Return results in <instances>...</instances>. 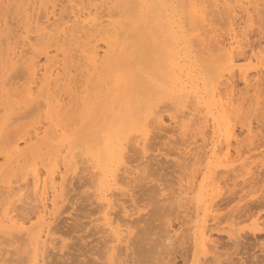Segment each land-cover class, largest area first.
<instances>
[{"label": "rangeland", "instance_id": "374dc122", "mask_svg": "<svg viewBox=\"0 0 264 264\" xmlns=\"http://www.w3.org/2000/svg\"><path fill=\"white\" fill-rule=\"evenodd\" d=\"M0 1H3V4H1L2 2H0V18H4V20H2L1 19V22H0V27H1V29H0V33H1V30H2V33L5 31V32H8V34H9V32H10V36H11V40H13V42L14 43H12L11 42V40H8L9 38H10V36H9V38L6 36V37H4L7 33H3V34H0L1 36H3V39L5 38V40H4V43H6L7 41H8V43H6L7 45H1V47H3L4 46V51H6V53H4V51L3 50H0V53H1V55H3L2 54V52L4 53V55H5V57H4V55H3V57L4 58H2V57H0V94H1V91H3L2 93V95H0V103H1V100H2V104H0V107L2 108V107H4L5 106V108H0V131H1V129H2V127H4L5 129L4 130H2V135H4L3 137H7L6 139H7V145H6V147L5 148H3V144H5L6 142H4L3 143V141L1 140V145H0V172L2 173H0V179H1V177H2V179H1V181H0V185H1V189H0V208L2 209H0V211H3V212H0V217H2V215H4L6 212H8V210H7V208L8 209H10V207H11V210H10V214H14V215H16V216H18V217H21L22 218V216H23V218L26 220V219H28V220H26V225H25V227L27 226V228L29 227V229H30V227L31 226H33V225H35V228L34 229H32L33 230V236H35V235H37V232L39 233V231H38V229H41V228H39L40 226L42 227V224H40V225H37V227H36V223L37 222H39V220H37L38 219V216H39V210L40 209H42V207H41V205H42V199H41V195L39 194V192L38 191H36V192H38V193H36L35 192V190H34V187H32L33 185H35L34 183H33V181H31V180H34V179H31L32 177V170L31 169H35V170H37V171H39V170H41V171H39V173H40V178H46L47 179V177L50 175L49 173H52V170H54L56 167L58 168V170L56 169V170H54V171H56V172H54V173H52L51 175H53L54 174V180L55 181H52V182H54V183H56V185H59V184H61V183H59L58 184V181H60V179H58L59 178V175L58 174H60V176H65L66 178H67V175H68V178L70 179H68L69 180V183L66 181L67 179L64 177V178H62V179H66L65 181L64 180H62L61 182H64V185H65V187L66 188H64V186H63V188L62 189H67L66 190V192H67V196H64L63 198V203H61V201H60V203H58L57 202V200L59 201V200H62V197L60 196H58V194H60L62 191H65V190H62L61 192L60 191H58L59 193H56V196H55V198H56V200H55V202L57 203V205L59 206V207H61V208H59L58 209V206H57V211H59L60 210V212H55V208L52 206V208H51V210H53L57 215H58V213H59V215L57 216L56 214V216H54V221L55 222H52V223H55L56 225H54V224H52V225H54V228H55V230H54V228L52 229L51 228V230H50V239H52V240H54V242L53 243H55L56 245H59V246H56V249H55V246L52 248V242H50L49 244H47V246L48 247H50L51 246V248L52 249H49V248H47V246H46V251L49 253V251H50V253H52V254H48V253H46V251H44L45 253L44 254H47V257L46 258H48L47 259V261L45 262V263H47V264H49L50 262L49 261H51V260H53V261H51V262H55L54 264H86L85 263V261L86 262H88L89 264L90 263H92L93 261H96L97 260V262H100V263H102L103 261H102V259L101 260H99L98 261V259H97V249H99V246H101V243H100V241L102 240L103 241V237H104V239H106L103 243H102V246L104 245V244H106V246L108 245V246H111V247H113V248H118V249H114L113 251H112V254H113V252H114V254H113V256H111V258H114V261H115V259H117V261H115L116 262V264L118 263V262H121V261H123V262H121V263H118V264H197V263H199V264H201L202 262H204L205 264H206V262H207V264H212V261H208L209 259H208V257L210 256L211 257V254L208 252V251H211V244L210 243H206V244H204L203 243V240L201 239V229H203L204 228V225H207L208 226V224H210L211 223V225H212V222H209V220H210V215L209 214H211L212 212L210 211V210H207L206 211V204L208 203V199H207V195L211 192V187L214 185H212V183L215 181H213V179H214V177H213V175L215 176L216 174H215V172H225L226 170H228V172H227V174L225 175V177H222L221 179L222 180H220L221 181V185H223L224 183V181H226L229 185H230V187H233V183L235 182V183H237V185H239V184H241L242 183V179H244V178H252V179H254V181H257V184H259V173H261L262 175H264L263 173H264V161H263V159H262V155H264V78L262 77V75H263V72H264V70H263V64H264V60H262V58H264V57H260V56H264V0H258V2H256L257 0H251V2H253V4L254 3H256V5L257 6H255V7H253L254 5H252V7L250 8V6H251V4H249V0L247 1V0H245L244 2L245 3H243V4H241L240 5V1L239 0H225L224 2H223V0H222V2H223V5H222V2H221V0H213V1H215L214 2V4L213 5H216L217 6V8H216V6H213L212 4H211V2H212V0H206L209 4H206V1L205 0H203L205 3H203V5H204V10H205V8H206V11H207V13L206 14H208V15H206L205 14V16H203V22H204V24L205 25H203L202 23V19L200 18L199 19V13H194L193 12V10L191 9L192 7H191V5H188V4H190L189 3V1H187V0H132V1H129V0H125V1H128V2H125L124 0H70V1H68V0H65V1H63V0H61V1H63V5L61 4V2H60V0H46V1H44V0H0ZM29 1H31V4H30V2ZM40 1V2H39ZM53 1H55V2H53ZM107 2V3H105V2ZM117 1H119V2H123V3H119V2H117ZM216 1H217V3H216ZM227 1H228V3H227ZM232 1V2H231ZM238 2V4L236 3V2ZM255 1V2H254ZM37 2V3H36ZM46 2V3H45ZM67 2V3H66ZM84 2V3H83ZM221 2V4H220V6L219 5H217V4H219ZM248 2V3H247ZM35 3V4H34ZM47 5V7L46 6H42V5H45V4ZM48 3V4H47ZM53 4V12L52 13H50L51 11H52V9H50L51 8V6H52V4ZM56 3V4H55ZM69 3V5L67 6V4ZM77 3V4H76ZM81 3V4H80ZM84 5H83V4ZM90 3V7H89V4ZM93 3H95L96 5H93ZM130 3V4H129ZM131 3H132V5H131ZM247 3V4H246ZM7 4V5H6ZM30 6H32L31 8H29L28 9V7H30ZM105 4V5H104ZM115 4V5H114ZM138 5V9H137V5ZM206 4V5H205ZM26 5V7H23V9L25 10H22L21 8H22V6H25ZM38 5V6H37ZM55 5V6H54ZM73 5V6H72ZM118 5V6H117ZM208 5V6H207ZM226 6V8L225 7H223V6ZM229 5H231V7L233 8V9H231L232 11L231 12H228V8L230 7ZM238 5V6H237ZM247 5V6H246ZM6 6V7H5ZM35 6H36V8H35ZM39 6H40V11H41V16L39 17V21L38 20H36V18H37V13L39 12V10H38V8H39ZM71 6V7H70ZM78 6H79V8H80V6H81V8L79 9L78 8ZM83 6V7H82ZM93 6V7H92ZM96 6H98V7H96ZM103 6H104V8H103ZM116 6V7H115ZM126 6V7H125ZM189 6L191 7V8H189ZM207 6V7H206ZM244 6V7H243ZM44 7H46L45 9H44ZM66 7H68V8H66ZM72 7H73V9H72ZM77 7V8H76ZM88 7L90 8V9H92V10H90V9H88ZM94 7H96V10L94 9ZM128 7V8H127ZM132 8V10H131V12L134 10L135 11V9H136V11L134 12H129L128 10H127V14H125V12L123 13V14H120L121 13V10L120 9H122V11H123V9L125 10V9H129L130 10V8ZM135 7V9H133ZM230 7V8H231ZM240 7H242V9L243 10H245L246 9V7L247 8H249L250 9V11H249V9H248V11L247 12H244L243 10H241V8ZM48 8V9H47ZM70 8H71V10H70ZM84 8V9H83ZM225 10H227V11H225ZM34 9V10H33ZM36 9V10H35ZM47 9V10H46ZM66 9V10H65ZM77 9H79V10H77ZM158 9H159V11H158ZM235 9V10H234ZM255 9V10H254ZM20 10H22L21 12L22 13H20ZM32 12H31V11ZM43 10H45V12L46 13H43V15L44 16H46V20L47 21H50L49 22V25H48V22L47 21H44L43 20V18L45 19V17H43V15H42V12H44ZM50 10V11H49ZM56 10V11H55ZM77 12V13H75V11ZM224 10V11H223ZM247 10V9H246ZM23 11H24V14H23ZM26 11H27V16H26ZM71 11V12H70ZM74 11V12H73ZM80 11V12H79ZM85 11H87L88 13H91V11H92V14H89L88 15V13L87 12H85ZM118 11H119V13H118ZM126 11V10H125ZM192 11V12H191ZM216 11V12H215ZM230 11V10H229ZM30 14H29V13ZM35 12H36V15H35ZM68 12H70V13H68ZM104 12V13H103ZM115 12V13H114ZM189 12H191V13H189ZM205 12V11H204ZM250 12H251V14H250ZM50 13V14H49ZM72 13H73V16H71L72 15ZM96 13V15H95V18H98V16H103V18H105V19H103L102 17V19L101 20H103V24L102 25H98L96 28L95 27H92L91 28V26L90 25H88V24H82L83 25V28L81 27L82 25H81V22H77L78 20L80 21V19L82 18H84V16L86 17V16H91V18L93 17V14H95ZM128 13H130V14H128ZM146 13V14H145ZM187 13H188V16H189V14H190V16L193 14V15H195V16H192V17H188L187 16ZM229 13V14H228ZM249 15H248V14ZM20 14H21V16H20ZM28 14H29V16H28ZM55 14V15H54ZM68 16H67V15ZM71 14V15H70ZM75 14H83V15H81L78 19L77 18H73V17H75ZM99 14V15H98ZM110 14V16H108ZM125 14V15H124ZM136 15V17H135V15ZM152 14V15H151ZM170 14V15H169ZM218 14V15H217ZM248 16H247V15ZM22 15H25V16H23L22 17ZM30 15H32L31 17H30ZM34 15V16H33ZM54 15V16H53ZM59 15V16H58ZM121 15V17H123V19L122 18H120V20H118L119 19V16ZM148 15V16H147ZM198 15V16H197ZM3 16V17H2ZM48 16V17H47ZM83 16V17H82ZM97 16V17H96ZM134 16V17H133ZM156 16V17H155ZM21 17H22V19L23 20H21ZM35 17V20L33 19ZM43 17V18H42ZM69 18V19H66V21H62V19L63 20H65L64 18ZM126 17V18H125ZM249 17V20L247 19ZM52 18V19H51ZM62 18V19H61ZM71 18H72V20H71ZM205 18H207L206 20H205ZM251 18V19H250ZM19 19V21H17ZM24 19H26L27 21H32V23L31 22H29V24H30V29H29V25L26 23V20H25V23H24ZM107 19H109L112 23L111 24H109L108 23V21H107ZM125 19H127V20H125ZM134 19V20H133ZM186 19V20H185ZM240 19V20H239ZM43 20V21H42ZM57 20V21H56ZM59 20H61V21H59ZM74 20V21H73ZM77 20V21H76ZM123 20H125V22H122ZM136 20V21H135ZM151 20V21H150ZM187 20H189V21H187ZM193 20H195V21H193ZM196 20H198L197 21V23H196ZM200 20V21H199ZM208 20H210V22L212 23V25L210 24V22H208ZM2 21H6V23H7V21H8V23L6 24L7 26H4V23L2 22ZM22 21V24H20V22ZM33 21H35V22H33ZM38 21V23H40V24H36L37 26L38 25H41V26H46V24H47V26H46V28H45V30L47 31V32H49L50 31V34H52L53 35V33H54V35L56 34L57 35V37L55 38V36L53 35V36H51L50 38L46 35H42V36H40L39 37V39H38V36L40 35V33L42 32V31H40V32H38V35L36 34V32H37V30H36V25H35V28L33 27V25L36 23ZM42 21V22H41ZM54 21V22H53ZM55 21H56V24H55ZM69 23H68V22ZM73 21V22H72ZM130 21V22H129ZM134 22V23H132V22ZM146 21V22H145ZM148 21H149V24H148ZM191 21V22H190ZM194 22V24L192 25V23ZM60 22V27L58 26V29L56 30L57 31V33L56 32H54V27H57V23H59ZM63 22V23H62ZM70 22L73 24H76V25H72V24H70ZM76 22V23H75ZM174 22V23H173ZM198 22H202L201 24L200 23H198ZM208 22V23H207ZM3 23V24H2ZM46 23V24H45ZM51 23H54L55 25H51ZM65 23H67V25L69 24V25H71L70 26V28L65 24ZM119 23V24H118ZM121 23H125L123 26H122V24ZM151 23H153V24H151ZM159 23V24H158ZM195 23H196V25H197V27H196V30H195ZM25 24H27L28 26H27V29H26V25ZM43 24H45V25H43ZM65 24V25H64ZM79 24L81 25V26H79ZM114 25V27L116 26L117 28H118V30L119 31H121V32H119L118 30H117V32H118V35H119V33H120V37L118 36V38L120 39V41L118 42L119 44V46H117V49H115L114 50V47L116 48V42L118 41L117 39L118 38H116V36H115V38H116V40L115 41H113L112 40V37H113V34H111L112 33V31L113 30H111V25ZM131 24V25H130ZM155 24H157V25H155ZM174 24V25H173ZM4 27H6L5 29H7V27H8V30H5V29H2V27L3 26ZM21 25H25L24 27L23 26H21ZM52 26V28H51V26ZM77 25H78V28H77ZM85 25V26H84ZM87 25H88V27H90V28H88L87 27ZM143 25H144V27H143ZM194 26L193 28H192V26ZM201 25H203V27L201 26ZM235 25H237V26H235ZM20 26H21V28H20ZM67 26V27H66ZM76 26V27H75ZM119 26H122V27H119ZM129 26V27H128ZM160 26V27H159ZM3 27V28H4ZM47 27H49V28H47ZM62 27H64V28H62ZM74 27H75V29H76V31L74 30ZM84 27L86 28V29H84ZM115 27V28H116ZM123 27H126V28H123ZM132 27H134V28H132ZM147 27V28H146ZM149 27H150V29H149ZM159 27V28H158ZM164 27V28H163ZM198 27H200L199 29H202V30H204V31H202V30H198ZM231 27H234V32H236L235 34H238V35H236L237 37H236V39H238V44L241 46V48L243 47V49L241 50V49H238V47H237V51L235 52V54L237 55V56H240V57H238L239 58V60L236 62V64L234 65V67L232 68V74L231 75H229V66H227L228 65V63H227V59H226V55H221V54H223V52L224 51H221V49H219V51H221L220 53H218L217 51V47L219 46V44L218 45H216L214 48H216V49H214L213 47H209L210 45H208V44H211V39H210V36L212 35L213 36V33H212V31L213 30H215L214 31V40H213V37H212V41L214 42V43H217L216 41L218 40L219 42H220V40H221V42L223 43H225L226 41H228L227 40V38H228V33L230 32V28ZM63 29V30H60V29ZM73 28V32H74V35H73V32L71 31V29ZM96 29L95 31H94V29ZM116 28V29H117ZM120 28V29H119ZM121 28H123V30H124V32H123V34H122V30H121ZM142 30H141V29ZM162 28V29H161ZM205 28H206V30H208L207 32H206V30H205ZM209 28V29H208ZM218 28V29H217ZM19 29H23V30H19ZM32 29H35L36 31L34 32V31H32ZM66 31H65V30ZM81 29H83V30H81ZM90 29H93V31H90ZM126 29V30H125ZM128 29V30H127ZM193 29V30H192ZM211 29V30H210ZM217 29V30H216ZM4 30V31H3ZM44 30V31H45ZM61 32H60V31ZM81 32H80V31ZM86 30H88V31H86ZM97 30H99V31H97ZM138 30H139V33H138ZM140 30H141V32H144V33H142L141 34V32H140ZM146 30H148V31H146ZM156 31L155 33H154V31ZM18 31H19V33H18ZM23 31V32H22ZM45 31V32H46ZM62 31H64V34H62L63 32ZM68 31V32H67ZM127 31H129V32H127ZM209 31H211V32H209ZM28 32H30V33H28ZM32 32V33H31ZM34 32V33H33ZM60 32V33H59ZM75 32H77V33H75ZM80 33V36H79V38L78 37H76V36H78V34ZM86 32L87 33H90V35H92L93 36V33L91 34V32H94L95 34H97V37H96V35L95 36H93L91 39H90V35L88 36V38L85 36V35H87L86 34ZM103 32V33H102ZM132 32V33H131ZM150 34H149V33ZM22 33V34H21ZM28 33V35H31V36H29V37H27L28 35H26ZM59 33V34H58ZM66 33H67V37L70 35V34H72L70 37H68V38H65L66 37ZM69 33V34H68ZM81 33H84L85 35H83V34H81ZM136 33V34H135ZM145 33H147V34H145ZM209 33H211V35L209 36L208 34ZM7 34V35H8ZM15 34H16V36H15ZM20 34L22 35V36H20ZM34 34H36V36H33ZM77 34V35H76ZM110 35V36H107V35ZM125 34V35H124ZM127 34V35H126ZM149 34V35H148ZM158 36H157V35ZM161 34V35H160ZM194 36H193V35ZM195 34H197V35H195ZM201 34L203 35V36H201ZM208 35V37H206V35ZM19 35V36H18ZM131 35V36H130ZM142 35H144V36H142ZM154 35H156V36H154ZM160 35V36H159ZM163 35V36H162ZM216 35V36H215ZM13 36V37H12ZM14 36H15V39L16 40H21L20 42V44H19V41H17L16 42V40L15 39H13L14 38ZM59 36H61V40L63 39V40H65L67 43L65 44V41H60L59 39L60 38H58ZM86 37V39H85V37ZM105 36H106V38H105ZM123 36V37H122ZM128 36V37H127ZM148 36V37H147ZM205 36V37H204ZM227 36V37H226ZM19 37V38H18ZM34 37V38H33ZM44 37H47L46 38V41L48 40L49 41V39L53 42V40L56 42V47H58V46H60V47H58V48H60V49H56V48H54L55 47V42H53V44H50V43H52L51 41H49V43L48 42H45V38ZM63 37V38H62ZM75 37V38H77L76 40H77V42H76V40H75V38H74V42H73V38ZM81 37V38H80ZM142 37V38H141ZM157 37V38H156ZM196 37H198L199 39H200V42H203V43H200L199 41H198V39H196ZM218 37H220L219 39H218ZM222 37V38H221ZM226 38V41H224L225 39L224 38ZM1 38L2 37H0V41L3 43V41L1 40ZM7 38V39H6ZM24 38V39H23ZM29 38H30V40H29ZM44 38V39H43ZM55 38V39H54ZM70 38V39H69ZM94 38H95V41H98V42H95L94 41ZM206 38V39H205ZM207 38L208 39H210V40H208L207 41ZM26 39V40H25ZM32 39V40H31ZM36 39H38L39 40V42H38V40L36 41L39 45H41V46H39L38 44H35V46L33 45L34 43L33 42H35L34 40H36ZM72 39V40H71ZM78 39H80L79 41H78ZM109 39V40H108ZM146 39V40H145ZM149 39V40H148ZM151 39V40H150ZM161 39V40H160ZM215 39H216V41H215ZM222 39H224V40H222ZM240 39H242V40H240ZM25 40V41H24ZM40 40H41V42H40ZM42 40H44V41H42ZM71 42V43H69V41ZM86 40H91V41H88V42H92L87 48H88V50H87V48H86ZM112 40V41H111ZM173 40V41H172ZM6 41V42H5ZM13 44H10V42ZM22 41H23V43H22ZM29 41H31L32 42V44L29 42ZM60 41V43H59V45L57 44L58 42ZM106 41H111L112 43H111V53L113 52L112 50H114V52L112 53V57H113V55H114V61L117 63V66H118V64L120 65V66H118V67H120V68H118V70L120 69L121 70V76H122V78L123 79H125V81H123L124 83H128V84H124L123 82H121L120 84H119V86L117 85V86H115V83H114V76H115V74L117 73V71H114V72H112V70H114V69H111V68H107V69H104V67H101V66H98V68H96V69H94L93 68V66H92V64H90L89 62H88V60H86V58H87V56H88V53H90V51L92 50H90V47L92 46V44L93 43H96V47L98 48V45H99V50H100V56H102L103 54H104V50L107 48L106 47V45L104 44V43H106ZM124 41V42H123ZM149 41V42H148ZM152 41V42H151ZM240 41V42H239ZM0 42V43H1ZM24 42L26 43V45L24 44ZM35 42V43H36ZM61 42H62V44H61ZM64 42V43H63ZM126 42V43H125ZM132 42V43H131ZM165 42H167V43H165ZM206 42V43H205ZM1 43V44H2ZM44 43V44H43ZM115 43V44H114ZM156 43V44H155ZM163 43V44H162ZM227 43V42H226ZM241 43V44H240ZM17 44H19L18 45V47H15V46H17ZM22 44L23 45H25V46H27V48H29V47H31V48H29V49H32L31 51L29 50V49H23L25 46H22ZM69 44V45H68ZM157 46L158 45V47H155L154 48V46ZM165 44V45H164ZM166 44H169V45H166ZM202 44V45H201ZM204 44V45H203ZM213 44V43H212ZM211 44V46H213ZM221 44V43H220ZM245 44V45H244ZM11 45V46H10ZM15 45V46H14ZM38 45V46H37ZM44 45H45V48L47 49H44L43 47H44ZM61 45H63V46H61ZM64 45H65V47H64ZM66 45H67V48L69 49V51H67L68 49L66 48ZM95 45V44H94ZM130 45V46H129ZM215 45V44H214ZM6 46V47H5ZM13 46V47H12ZM20 46V47H19ZM72 46V47H71ZM113 46V47H112ZM125 46V47H124ZM208 46V47H207ZM1 47H0V49H1ZM23 47V48H22ZM61 47H63V48H66V49H64L65 51H67L66 53L64 52V50L63 51H60V50H62L63 48H61ZM70 47H71V49L72 50H70ZM92 47H94V46H92ZM205 47H207L208 49H206ZM9 48V49H8ZM19 48V49H18ZM22 48V49H21ZM36 48V49H35ZM52 48H54L53 50H52ZM159 48V49H158ZM210 48V49H209ZM3 49V48H2ZM18 49V50H17ZM34 49V50H33ZM40 49L42 50V49H44V50H46L47 51V58L50 56V55H52V54H54L55 52V54H56V56H55V54L54 55H52L51 57H49V58H52V59H54V61L53 62H56V65H58V66H56L57 68V70H55L54 71V74L53 75H56L57 74V72L59 73L60 72V70H61V72L59 73V74H61L60 76H58V75H56V76H53L52 75V77H58L59 79L57 80V81H55V82H51L52 84L54 83V85H52L51 83H50V85L49 86H53L54 87V90H56V88H58L56 91H54V92H51V91H53L52 90V88L50 87V89H49V86H48V88H44L45 89V91L43 90V88H42V90L44 91H42L41 90V88H40V81L41 80H45L44 78H45V75H44V67L46 66V64H47V67H54L55 65V63L53 64L51 61H52V59H47V58H45L46 56V52L44 51V50H42V51H40ZM55 49H56V51H55ZM86 49V50H85ZM123 49V50H122ZM155 49V50H154ZM205 49V50H204ZM21 50H23L22 52H23V57H28L27 59H23V61L24 62H22V63H20L21 65H19V66H15L16 67V69L14 68V70H12L13 69V66L11 65V62H8V60L10 59L9 58V56H7L6 57V54H11V55H13V53H15V55L16 56H18L17 54V52H19V54H20V51ZM24 50H26V52H25V54H24ZM28 50L30 51L29 52V54H28V56H27V53H28ZM49 50V51H48ZM57 50H59V52H60V54H59V52H57ZM81 50H84L83 52L81 51ZM214 50V51H213ZM238 50H241V51H238ZM2 51V52H1ZM87 51H89V52H87ZM175 51V52H174ZM42 52H44L45 54L44 55H40V53H42ZM61 52H64V54H62ZM69 52H71V53H69ZM87 52V53H86ZM155 52H157V53H155ZM171 52V53H170ZM245 53V54H243V53ZM39 53V54H38ZM69 53V54H68ZM82 53V54H81ZM154 53V54H153ZM165 53V54H164ZM258 53L260 54V56L258 55ZM8 54V55H9ZM33 54V55H32ZM40 56H38V55ZM65 54H67V56L65 55ZM81 54V55H80ZM87 56H86V55ZM161 54V55H160ZM173 54V55H172ZM175 54H176V56H175ZM239 54V55H238ZM241 54H242V57H241ZM256 54V56L258 55L259 56V58H261V59H259V58H254L253 57V55H255ZM0 55V56H1ZM10 55V56H11ZM62 55H65V58H64V56H62ZM83 55V56H82ZM156 55V56H155ZM21 56V55H20ZM34 56H36V58L37 59H35L34 58ZM42 56V57H41ZM89 56H90V54H89ZM121 56V57H120ZM154 56V57H153ZM158 56V57H157ZM160 56V57H159ZM243 56H244V58H243ZM246 56H247V58H246ZM257 56V57H258ZM19 57V56H18ZM25 57V58H26ZM55 57H57L56 59H57V61H56V59H55ZM69 57V58H68ZM74 60H71V58ZM84 57V58H83ZM117 57H119V58H117ZM165 57V58H164ZM177 57V58H176ZM1 58H2V60H1ZM9 58V59H8ZM16 58V57H15ZM15 58H13L14 60H15ZM30 58V59H29ZM41 60H40V59ZM60 58V59H59ZM61 58H63V59H65L64 61H66V59L67 60H69L67 63H68V65L70 64V63H72V64H70L69 66H67V63L66 62H64V66L62 65H60V64H62L63 62H62V60H61ZM82 58V59H81ZM90 58V57H89ZM122 58V59H121ZM129 58V59H128ZM155 58V59H154ZM250 58V59H249ZM78 59H80V60H78ZM85 59V62H83V60ZM88 59V58H87ZM132 59V60H131ZM155 61L154 63H153V60ZM158 59V60H157ZM160 59V60H159ZM257 59V60H256ZM6 60V62H4L3 63V61H5ZM28 60V61H27ZM30 60V61H29ZM46 60V61H45ZM51 60V61H50ZM61 60V61H60ZM90 60V59H89ZM252 60V61H251ZM259 60V61H258ZM263 61V62H261V61ZM31 61H33V62H35V65H34V69H36L37 71H38V69L40 70L39 72H37L36 70V74H38L39 73V75H36L35 74V82H34V84L32 83V89L38 94L39 92V89H38V86H39V88H40V94L41 93H45V95L44 94H42V95H44V96H47L48 98L50 97L51 99H50V101L52 100V98H53V102H55V101H63V103H64V105H63V103H62V106H65V111H64V109H61V110H63V111H61V112H64V114L67 112V110H69V109H71L70 111H68V115L66 114V115H64V116H66V117H64L63 116V114L60 112V114H59V112L57 111V109L58 110H60V108L59 107H61V102L60 103H58V102H55V104L57 103V105H53V107H51L50 106V108H49V105H46L45 103H46V100H47V98L45 99V97L44 96H40V94H39V96H37L38 98H37V100H41V101H38V102H40L39 104H38V102H37V100H36V102H34V104H35V108H34V110H32L33 112L35 111L36 112V108H37V112H36V114H35V112H34V114H33V116H36V115H38L37 117H34L35 118V120L30 116V114H29V116H30V118H32L31 120H32V122H34L35 121V123L34 124H32V122H30V120H29V116L27 117H25V116H23L22 117V115H23V113H20V112H22L23 110H25L26 109V107H24L25 109H20V111H18L20 114H22L21 115V118H18V120L16 119V120H14V122H11L12 120L10 119H8L7 117H10L9 116V113H10V115H11V117L14 115L13 114V112H8V111H11V110H9V108H7L6 107V102L9 104V98H6L8 95L10 96V94H8L7 92H8V89L6 90V88H9L8 87V84H10V82H11V84H10V88H11V90L9 89V93L11 92V94H13L12 96L13 97H15L14 95L15 94H17L18 95V97L19 98H21V99H23L25 96H22V95H25L26 93V89L25 90H23L25 87L27 88L28 86H24L23 84H22V82L25 84V85H28L27 84V78H25V76H26V74H28V79H30V74H29V70H27V68H25V67H28V69H30L31 68V65L29 66V64L30 63H33V62H31ZM48 61H50L49 63H46V62H48ZM60 61V62H59ZM71 61H73V62H71ZM79 63H78V62ZM82 61V62H81ZM179 61V62H178ZM258 61V62H257ZM30 62V63H29ZM38 62L40 63V64H42L41 65V67L39 68L38 66H40L39 64H38ZM75 62V63H74ZM76 62H77V64H79L80 66H81V68H80V66H78L77 64H76ZM160 62H161V64H160ZM8 63V64H7ZM24 63H26V65L24 66ZM82 63H84V64H86L85 66H86V68L87 69H89V70H87L86 68H84L85 69V71L83 70V72H84V74H85V72H87V74H82V68L83 67H85L84 66V64H82ZM148 63H150V64H148ZM167 63V64H166ZM181 63V64H180ZM258 63V64H257ZM2 64V65H1ZM44 64H45V66H44ZM48 64H49V66H48ZM53 64V65H52ZM88 64V65H87ZM159 64V65H158ZM164 64V65H163ZM170 64H171V66H170ZM260 64V66L262 65V67H260V66H258ZM38 65V66H37ZM74 66V68H73V66ZM24 66V67H23ZM182 66V67H181ZM186 66V67H185ZM257 66V67H256ZM8 67H9V69L11 70V72H8ZM11 67V68H10ZM22 67V68H21ZM30 67V68H29ZM37 67V68H36ZM64 67V71H65V73H66V75L63 73L64 71H62V69L61 68H63ZM68 67H72V69L70 70ZM79 67V68H78ZM91 67V68H90ZM157 67V68H156ZM159 67V68H158ZM169 67H170V69H169ZM185 69H184V68ZM259 67V68H258ZM4 68V69H3ZM20 68V69H19ZM24 68V69H23ZM65 68H66V70H65ZM156 68V70H154ZM182 68V69H181ZM257 68L260 70V69H262L261 71H257ZM8 69V70H7ZM42 69H43V74L41 75V73H42ZM68 69V70H67ZM79 71H78V70ZM104 69V70H103ZM152 69V70H151ZM160 69V72L159 71H157V70H159ZM168 69V70H167ZM181 69V71H179ZM6 70H7V72H6ZM9 70V71H10ZM23 70H25V72H26V74H24L25 72L23 71ZM74 70H76V71H78V73L76 72V71H74ZM87 70V71H86ZM98 70H99V72H98ZM5 71V72H4ZM69 71V72H68ZM106 71V72H105ZM154 71V72H153ZM163 71H164V73H166L167 75L166 76H164L165 74H163ZM241 71H243V72H246L248 75H249V81H251V84L249 85V82H248V87H245V86H247L244 82H242V78H241V75H240V73H241ZM55 72H56V74H55ZM72 72H73V74H72ZM78 74H76V73ZM94 74H93V73ZM112 72V73H111ZM148 72V73H147ZM168 72V73H167ZM187 72V73H186ZM69 73V74H68ZM90 73L92 74V75H90ZM105 73H106V75H107V77H109V78H111L110 80H109V78H107V77H105ZM123 73V74H122ZM161 73V74H160ZM259 73V75H260V73H262V75L261 76H258L257 74ZM6 75L8 78H10V80H9V83H4L3 81H5L6 79H8V78H5L4 76H2V75ZM70 74H71V76H70ZM82 74V75H81ZM176 74V75H175ZM44 75V76H43ZM68 75V76H67ZM74 75V76H73ZM85 76V78H83V79H85L86 81H84L83 79H81L82 77H84ZM94 75V76H93ZM155 75H160L159 77H156ZM170 77H169V76ZM173 75V76H172ZM175 75V76H174ZM179 75V76H178ZM193 75V76H192ZM37 76V77H36ZM41 76H43V79L41 78H39V77H41ZM63 78H62V77ZM89 78H88V77ZM91 76H93V77H91ZM112 76V77H111ZM172 76V77H171ZM177 76V77H176ZM223 76V78H221ZM255 76L256 77H258L257 79L255 78ZM4 77V78H3ZM27 77V76H26ZM66 77H67V81H66V83H64L65 82V80H66ZM72 77H73V79H72ZM98 77H99V82H98ZM103 77V78H102ZM131 77V78H130ZM166 79H165V78ZM252 77H254V78H252ZM260 77V78H259ZM37 78H39V79H37ZM61 78V79H60ZM75 78V79H74ZM228 79V80H226V79ZM252 78V79H251ZM2 79V80H1ZM5 79V80H4ZM25 79H26V83H25ZM51 79H53V78H51ZM69 79V80H68ZM90 79H92V80H90ZM106 80V81H104V80ZM108 79V80H107ZM127 79V80H126ZM131 79H133L132 81H131V83H133V84H131L130 83V80ZM149 79V80H148ZM158 79V80H157ZM170 79V80H169ZM174 79V80H173ZM179 79V80H178ZM183 79V80H182ZM217 79V80H216ZM221 79L224 81V79L226 80V83H228L227 81H229L230 82V85H229V83H228V85H229V89H231V97H232V101H233V109L234 110H232V112H231V115L229 114V112L231 111V108L230 109H228L227 111V113L230 115V116H228V115H226L227 117H228V121L229 120H231V122L233 123V128H234V131H235V138H234V140L232 139L231 140V146H229L228 147V149H229V151H227V149H226V146H225V142H224V140H223V138L220 136V139L219 140H217L218 139V137H219V134H216V136H215V139H214V142L213 143H215V155L216 156H214V158L212 159V164H211V166L209 165L208 166V160H209V158H208V156L210 155V153H211V148H210V146H212V144H211V142H210V140L212 139V127L210 126L211 125V120H210V117H209V113H207V112H205V110L204 109H202V110H204V111H201V112H199V111H197V109L195 110L194 108H196L195 107V103L193 102V100L189 97V94H188V91L187 90H190V89H193V88H195V89H198V90H200V91H202L203 92V94H205L206 93V96H205V99H206V101H207V103H209L211 106H212V108L214 107L213 106V103H214V100L211 98V96H210V90H211V87H213V86H215V85H218V84H216L217 82L218 83H220V81H221ZM230 79V80H229ZM251 79V80H250ZM40 80V81H39ZM60 80H63V81H60ZM72 80V81H71ZM76 80V81H75ZM88 80H90L91 81V84H90V81H88ZM136 80V81H135ZM163 82H162V81ZM165 80V81H164ZM219 80V81H218ZM8 81V80H7ZM39 81V82H38ZM71 81V82H70ZM111 81V82H110ZM128 81V82H127ZM169 81V82H168ZM171 81V82H170ZM178 81V82H177ZM194 81H196V83L194 82ZM38 82V83H37ZM44 81H42L41 83H43ZM61 83V84H59V83ZM68 82V83H67ZM84 82H85V84H84ZM108 82V83H107ZM152 82V83H151ZM155 82V83H154ZM190 82H193V83H190ZM225 82V81H224ZM29 83V82H28ZM36 83V84H35ZM55 83H57V84H55ZM62 83H63V85L65 84V88H64V86L62 85ZM81 83L83 84V86L81 85ZM175 83V84H174ZM195 83V84H194ZM232 83V84H231ZM260 83V84H259ZM5 84H7V85H5ZM12 84H13V86H12ZM18 85V87L16 86V85ZM37 84H38V86H37ZM59 84V85H58ZM75 85V84H77V85H80V87L82 86V88H83V90H85V92L82 90V88H81V91H80V88L77 86V85H75L74 87L72 86V85ZM97 84H99V86H97ZM109 84H111V85H109ZM122 84H124V85H122ZM131 84V85H130ZM134 84H135V86H134ZM141 84V85H140ZM149 84H153L152 86L151 85H149ZM161 84V85H160ZM5 85V86H4ZM22 85V86H21ZM31 85V84H30ZM37 87H36V86ZM43 85H44V83H43ZM69 86L70 87V89H71V91H69L70 89L68 88V92L66 91V86ZM104 85V86H103ZM106 85H108L110 88H108V86L106 87ZM115 87H114V86ZM137 85V86H136ZM148 85V86H147ZM158 85V86H157ZM167 85H169V86H167ZM198 85V86H197ZM220 86H219V90H220V87H221V90H220V92L222 91V95L224 96V93L226 92V88H224V85L223 84H219ZM7 86V87H6ZM33 86L35 87V88H33ZM57 86V87H56ZM62 86V87H61ZM72 86V87H71ZM86 86H89V87H86ZM93 88H97V89H95L94 91H97V94H96V96L94 97V96H92L93 94L95 95V93H94V91H92L91 90V88L92 87ZM97 86V87H96ZM102 86V87H101ZM147 86V87H146ZM156 86V87H155ZM18 88V91L16 90L17 88ZM22 87H23V89H22ZM45 87V86H44ZM60 87V88H59ZM136 87H140L141 88V91H140V88H136ZM145 87V88H144ZM153 87V88H152ZM159 87V88H158ZM181 87V88H180ZM13 88V89H12ZM16 88V89H15ZM61 88H62V90H61ZM88 88H90L89 90H88V92H87V89ZM92 88V89H93ZM113 88V89H112ZM150 89L149 91H147L146 89ZM157 88V89H156ZM173 88V89H172ZM232 88H233V90H232ZM20 89V90H19ZM59 89H60V91H59ZM73 89H77V90H73ZM106 90L105 92H104V90ZM116 89H118V91L116 90ZM124 89V90H123ZM130 89H133V91H134V93H133V91L132 90H130ZM143 89V90H142ZM153 89H156V91L155 90H153ZM176 89V90H175ZM183 89H185V92H184V90ZM209 89V90H208ZM224 89V90H223ZM50 90V91H49ZM63 90H65V94L63 93L64 91ZM79 90V91H78ZM91 90V91H90ZM116 90V91H115ZM124 92H123V91ZM139 90V91H138ZM145 90V91H144ZM152 90V91H151ZM159 90V91H158ZM207 90L209 91V93L207 92ZM228 90V89H227ZM13 91V92H12ZM42 91V92H41ZM61 92L62 94H60V93H58V92ZM76 91H77V93H76ZM139 93H138V92ZM142 91H144V92H142ZM177 91V92H176ZM179 91V92H178ZM187 91V92H186ZM233 91V92H232ZM249 91V92H248ZM7 93V95H5L6 93ZM17 92H20V94H18ZM50 92H51V94H50ZM69 92H70V94H69ZM72 92H75V93H72ZM79 92H80V94H82V95H80L79 94ZM88 94H87V93ZM90 92L91 93H93V94H90ZM147 92H149V93H147ZM154 92H156L157 93V95L154 93ZM161 92V95L159 94ZM176 92V93H175ZM229 92V91H228ZM256 92V93H255ZM23 93V94H22ZM25 93V94H24ZM57 93V94H59L58 96L61 98V100H60V98L57 96V94H56V96H55V99H54V95ZM102 93V94H101ZM106 93V94H105ZM109 93V94H108ZM121 93V94H120ZM137 93V94H136ZM143 93V94H142ZM147 93V94H146ZM166 93H167V95H166ZM171 93H173V94H171ZM174 93H175V95H174ZM180 93V94H179ZM232 93H233V95H232ZM46 94H48V95H46ZM54 94V95H53ZM69 96H68V95ZM74 94V95H73ZM75 94H79V96H78V102H80V101H82V102H80V103H82V104H79V105H82V106H79L76 102H77V97L75 98L76 99V101H74L75 103H73L72 101L74 100V98H73V96H76ZM104 94V95H103ZM123 94V95H122ZM155 94V95H154ZM159 94V95H158ZM169 94H171V95H169ZM178 96H177V95ZM183 94V96H181ZM208 94H209V96H208ZM259 94H262V95H260L259 96ZM51 95V96H50ZM53 95V96H52ZM65 95V96H64ZM103 95V96H102ZM109 95V96H108ZM113 95V96H112ZM129 95V96H128ZM166 95V96H165ZM251 95V96H250ZM4 98L5 97V99H3L2 97ZM8 96V97H9ZM81 96H82V98H81ZM84 96H90V97H84ZM134 96V97H133ZM149 96V97H148ZM153 96V97H152ZM155 96V97H154ZM165 96V97H164ZM173 96V97H172ZM177 96V97H176ZM188 96V97H187ZM222 96V97H223ZM96 97H97V100H96ZM113 97V99H111ZM119 97V98H118ZM130 97V98H129ZM148 97V100H146V98ZM164 97V98H163ZM176 97V98H175ZM179 97V98H178ZM225 97V96H224ZM224 97H223V100L224 101H226V99H224ZM56 98H57V100H56ZM62 98H64L63 100H62ZM70 98V99H69ZM95 98V99H94ZM101 98V99H100ZM104 98V99H103ZM115 98H116V100H115ZM127 98V99H126ZM136 98L138 99V98H141L140 100H139V102L141 103V104H139V102H138V100H136ZM145 98V99H144ZM152 98V99H151ZM163 98V99H162ZM167 98V99H166ZM168 98H170V99H168ZM181 98V100H179ZM43 99V100H42ZM71 99H73V100H71ZM81 99H83V100H81ZM85 99H86V104L84 105V103H85ZM92 99V103H93V107H92V105L91 106H89V104H91V100ZM94 99V100H93ZM103 99V100H102ZM107 99V100H106ZM126 101H125V100ZM129 99V100H128ZM176 99V100H175ZM188 99V100H187ZM261 99V100H260ZM80 100V101H79ZM108 100H109V103H108V105H106L107 103L106 102H108ZM117 100H119V101H117ZM122 100H123V103H121L122 102ZM135 100V101H134ZM143 100H146V102L147 101H149V102H144L143 103ZM154 100V101H153ZM165 100V101H164ZM171 100H174V102L172 103V101ZM187 100V101H186ZM68 101V102H67ZM70 101L72 102V103H70ZM88 101H89V104H87L88 103ZM94 101H96V102H98L99 103V106H98V103H97V105L96 104H94ZM112 101V102H111ZM116 101V102H115ZM161 101L163 102V103H161ZM175 101H176V104H175ZM84 102V103H83ZM95 102V103H96ZM131 102V103H130ZM132 102H134V103H132ZM165 102V103H164ZM181 102V103H180ZM211 102V103H210ZM243 102V103H242ZM43 105H42V104ZM67 103V104H66ZM68 103H70V104H72V107L70 106V104H68ZM136 103V104H135ZM187 103V104H186ZM190 105H189V104ZM4 104V105H3ZM6 104V105H5ZM33 104V105H34ZM37 104L39 105V106H37ZM60 104V105H59ZM66 104V105H65ZM73 104H75L74 106H73ZM130 104H131V106H130ZM182 104V105H181ZM184 104H185V106H184ZM260 104V105H259ZM33 105L31 104V107L33 108ZM88 105V106H87ZM94 105H96V106H94ZM112 105H113V107H112ZM161 105H163V107L161 106ZM167 107H166V106ZM259 105V106H258ZM8 106V105H7ZM30 106V105H29ZM27 107L28 108V110H29V108L30 107ZM42 108H41V107ZM44 106V107H43ZM48 106V107H47ZM57 106H58V108H57ZM68 106V107H67ZM69 106L71 107V108H69ZM83 106H85V109L83 108ZM98 106V108H95V107H97ZM100 106H102V108H101V111H100V109H99V107ZM106 107V108H104V107ZM107 106H109V107H111L110 109H112V111H110V109L107 107ZM145 106H146V108H145ZM157 106H161L160 108H158ZM165 106V107H164ZM40 107V108H39ZM56 107V108H55ZM75 107V108H74ZM77 107H79L78 108V111L76 110V108ZM82 107V108H81ZM129 107H131V108H129ZM185 107V108H184ZM189 107V108H188ZM31 108V109H32ZM44 108V109H43ZM47 108H49V109H47ZM66 108H67V110H66ZM93 108H94V110H93ZM115 108V109H114ZM179 109V111H178V109ZM183 108V109H182ZM260 108V109H259ZM6 109H8L7 111H6ZM42 109V110H41ZM55 109V110H54ZM106 109V112L104 111ZM108 109V110H107ZM123 109V110H122ZM132 109V110H131ZM134 109V110H133ZM146 109V110H145ZM157 109H159V110H157ZM168 109V110H167ZM217 110V108H213V112H214V114H216V116L215 117H217L216 118V121H217V123L218 124H220V126H222V127H225V124L223 123V120L225 119H222V114L220 113V112H218V111H216ZM41 110V111H40ZM46 110V111H45ZM48 110V111H47ZM50 110H52L51 112H50ZM76 111V114L74 113L75 111ZM81 110V111H80ZM93 110V111H92ZM98 110L100 111V112H98ZM135 110H137L136 112H135ZM142 110V111H141ZM181 110V111H180ZM246 110V111H245ZM253 110V111H252ZM26 111V110H25ZM31 110H30V112H32ZM41 113H40V112ZM55 111V112H54ZM74 111V112H73ZM85 111H87V113L89 112V114H87ZM109 111V112H108ZM125 111V112H124ZM153 111H157L158 113H160V114H153L154 112ZM5 112V113H4ZM17 112V113H18ZM26 112H28L29 113V111H26ZM26 112H25V114H26ZM39 112V113H38ZM45 112V113H44ZM49 112V114H47ZM53 112V113H52ZM57 112V113H56ZM72 112L75 114V115H79L80 116V113H82L81 114V116L83 117V118H85L84 120L82 119V117L80 116V118L78 117V115L77 116H75V115H72ZM77 112H79V113H77ZM92 112V113H91ZM94 112V113H93ZM103 112V113H102ZM129 112H130V114H129ZM250 112V113H249ZM252 112V113H251ZM13 115H12V114ZM15 113V112H14ZM16 113V114H17ZM38 113V114H37ZM83 113H85L84 114V116H83ZM98 113V114H97ZM106 113V114H105ZM186 113H187V115H186ZM220 113V114H219ZM226 113V114H227ZM39 114H40V116H39ZM41 114H44V115H41ZM62 114V115H61ZM97 114V115H96ZM115 114V115H114ZM145 114V115H144ZM190 114V115H189ZM192 114V115H191ZM204 114V115H203ZM245 114V115H244ZM248 114V115H247ZM250 114V115H249ZM17 115H19V114H17ZM32 115V114H31ZM46 115L47 116H49L48 118L46 117ZM60 115V116H59ZM95 115V116H94ZM100 115V116H99ZM103 117H105V118H103ZM105 115V116H104ZM173 115V116H172ZM181 115H183V116H181ZM203 115V116H202ZM238 115V116H237ZM243 115V116H242ZM247 115V116H246ZM260 115V116H259ZM45 116V117H44ZM55 117V119L53 120L52 119V117ZM57 116H59L60 118H61V116H63L62 117V120H60V118H58ZM69 116H71V117H69ZM73 116H75L76 118H79V121L77 120V119H74V117ZM86 116V117H85ZM96 116H98L97 118H95ZM118 116V117H117ZM143 116H145V117H143ZM157 116H160V120H159V117H157ZM174 116H176L175 118H173ZM7 118V120L5 119V118ZM10 117V118H11ZM14 117H15V115H14ZM14 117H13V119H14ZM17 117V116H16ZM20 117V116H19ZM94 117V118H93ZM101 117H102V119H101ZM113 117V118H112ZM128 119H127V118ZM137 117V118H136ZM150 117H152V118H150ZM204 117V118H203ZM206 117V118H205ZM230 117V118H229ZM49 120V122L48 123H53L52 125H53V128L54 129H52V125H51V128L49 127V128H47L48 126H50V125H47V129L45 128V126L44 125H46V124H48L47 123V119ZM51 119V121H50V119ZM58 118V119H57ZM64 118V119H63ZM66 118V119H65ZM67 118H68V121H67ZM70 118H72L73 119V122H72V119H70ZM91 118H93L94 119V122L92 121L93 119H91ZM151 119L149 122L150 123H147L146 124V122H148V119ZM186 118V119H185ZM200 118V119H199ZM38 120V122H36L37 120ZM39 119H40V122H41V124H42V126L40 125V122H39ZM57 119V121H60L61 122V124L60 123H57V121H56V125H55V120ZM113 119V120H112ZM138 119V120H137ZM155 119V120H154ZM156 119H158V120H156ZM177 119V120H176ZM180 119V120H179ZM181 119H182V121H181ZM71 120V121H70ZM77 120V121H76ZM81 120H83L82 122H81ZM99 120H101V121H103L102 123H101V121H99ZM127 120H129V121H127ZM131 120V121H130ZM199 120V121H198ZM207 121V122H205V124H204V121ZM7 121H9L8 123H12V124H8L7 123V127L5 126L6 124V122ZM19 121V122H18ZM29 121V122H28ZM44 121H45V123H44ZM110 121V122H109ZM118 121V122H117ZM162 121V122H161ZM26 122H28V123H26ZM66 122H67V125H69L68 127H67V125H66ZM68 122H71V123H73V124H71V123H68ZM78 122V123H77ZM80 122V123H79ZM90 122H93L92 123V125L90 124L89 125V123ZM97 122H99V123H97ZM115 122V123H114ZM132 122V123H131ZM200 122V123H199ZM231 122H229V124L231 123ZM101 123V124H100ZM141 123V124H140ZM184 123H185V125H184ZM208 123V124H207ZM232 123L230 124L231 125V127H232ZM16 124V125H15ZM21 124V125H20ZM24 124V125H23ZM27 124V125H26ZM32 124V126L31 127H29L30 125ZM58 124H60L61 125V129L62 130H60L59 129V126H58ZM95 124H98V125H96V127L98 128V130H96L97 128L94 126ZM134 124V125H133ZM148 124H150V126L148 125ZM224 124V125H223ZM249 124V125H248ZM23 125V126H22ZM29 125V126H28ZM38 126L39 127V125H40V127L38 128V127H35V126ZM54 125L56 126V129L58 130V131H61V132H59V134H60V136L58 137L57 135H58V131L57 130H55V127H54ZM70 125H72V127L70 126ZM126 125H128V127L126 126ZM205 125V126H204ZM210 127H209V126ZM10 126V127H9ZM23 127V128H20V127ZM25 126H28V127H25ZM36 129H39L40 131H38V130H36V131H34V132H32L35 128ZM80 126V127H79ZM90 126H93L94 127V129H92L93 127H90ZM148 126V127H147ZM184 126V127H183ZM250 127L251 126V129H250V131H248L247 130V128L246 127ZM42 127V128H41ZM45 128V131L46 130H49L47 133H48V136L45 134L46 132L44 131V128ZM75 127H77V128H75ZM91 129H90V128ZM113 127V128H112ZM118 127H119V132L117 131L118 130ZM150 127V128H149ZM186 127V128H185ZM10 128H14L13 130L12 129H10ZM17 128V129H16ZM24 128H25V130H24ZM27 128V129H26ZM28 128L30 129V130H28ZM32 128H34L33 130H32ZM88 128V129H87ZM110 128V129H109ZM112 128V129H111ZM146 128V129H145ZM185 128V129H184ZM203 128V129H202ZM10 129V130H9ZM21 129V131H24L23 133L24 134H26V135H28V137L30 138L29 139V141H28V145L27 144H25L24 142H22V143H24V144H21V142H20V144H19V148H18V151L17 152H19V154H16L17 152H12L11 151V148H8V145H11V144H13V142L15 141V139L17 140L18 139V137H20V136H23L24 134H22V135H20V136H18L17 134L20 132L19 130ZM43 129V130H42ZM66 129H68V131L70 132V133H67L66 132ZM83 129H86L85 131L86 132H84V134L86 135V136H84V134H82L81 133V135H79L78 137H76L75 136V134L76 135H78V133L80 134V132H82V130ZM92 130V133H94L92 136L94 137H87L88 136V134H90L91 133V131L90 130ZM109 129V130H108ZM121 129V130H120ZM147 129H149V130H147ZM244 129V130H243ZM9 130V131H8ZM11 130H12V132H11ZM32 130V131H31ZM52 132H51V131ZM65 130V131H64ZM77 130H78V132H77ZM87 130H89V131H87ZM102 130V131H101ZM17 131V132H16ZM41 131H42V133L44 134H41ZM84 131V130H83ZM103 131H104V133H103ZM120 131H123L122 133L120 132ZM150 131V132H149ZM200 131H201V133H200ZM204 131V132H203ZM206 131V132H205ZM32 132V133H31ZM37 133V134H39V135H37L38 137H41V138H38V140L37 139H35V138H37V136H36V134H34V133ZM39 132V133H38ZM74 132V134H71V133H73ZM99 132H101V133H99ZM106 132V133H105ZM112 134H111V133ZM118 132V133H117ZM259 132H260V134H259ZM14 133V134H13ZM28 133V134H27ZM31 133V134H30ZM51 133V135L49 136V134ZM56 133V134H55ZM61 133H63V135H61ZM87 133V134H86ZM97 133V134H96ZM114 133V134H113ZM115 133H117V134H115ZM124 133V134H123ZM204 133H206V134H204ZM32 134H34L35 136V138L32 136ZM106 134V135H105ZM110 134V135H109ZM121 134V135H120ZM138 134H140V135H138ZM202 134V135H201ZM248 134V135H247ZM13 135V136H12ZM95 135V136H94ZM122 136V137H120V138H122V139H120V145H122L121 146V160L119 161V163L120 164H118V163H115L114 161H113V158H111V156H110V154H109V148H110V146L111 147H114L115 145H117V138H116V136ZM128 135H129V138H127L128 137ZM134 137H136V135H137V137L136 138H133V136ZM142 135V136H141ZM146 135V136H145ZM16 136H18L17 138H15ZM53 136V137H52ZM67 137V138H65V137ZM74 136H75V140H74ZM131 136V137H130ZM145 136V137H144ZM250 136V137H249ZM262 136V137H261ZM2 137V138H3ZM32 137V138H31ZM53 139H52V138ZM110 137V138H109ZM204 137V138H203ZM1 137H0V139H2ZM5 138H4V140H5ZM9 138V139H8ZM15 138V139H14ZM55 138V139H54ZM57 138V139H56ZM71 138V139H70ZM78 140H77V139ZM83 139L82 141H81V139ZM86 138H88V139H86ZM98 138V139H97ZM105 138V139H104ZM115 140H114V139ZM130 138H132V140H129ZM143 138H145V139H143ZM206 138H207V140H206ZM32 139H33V141H32ZM46 139V140H45ZM59 139V141H60V139L62 140V141H56V140H58ZM66 139V140H65ZM111 139V140H110ZM139 139V140H138ZM140 139H142V140H140ZM203 139H204V141L206 142H203ZM237 139H238V141H237ZM30 140H31V142H30ZM43 140H45L44 142H43ZM49 140H50V142L54 145H52L51 143H49ZM53 140H54V142H53ZM90 140H91V142H90ZM104 140V141H103ZM129 140V142H127ZM209 140V141H208ZM38 141V142H37ZM40 141H42V142H40ZM48 141V142H47ZM56 141V142H55ZM66 142V144H64V142ZM87 141H88V143L90 142V144L88 145L87 144ZM110 141V142H109ZM114 141V143H112V142ZM138 141H139V143H138ZM63 142V143H62ZM82 142V143H81ZM116 142V143H115ZM127 142V144L128 145H126L125 143ZM42 143V144H41ZM43 143H45V145L43 146ZM46 143H49V144H46ZM61 143V144H60ZM69 143H71V144H69ZM95 143V144H94ZM122 143V144H121ZM234 143V144H233ZM240 143H241V145H240ZM31 144V145H30ZM33 144V145H32ZM38 144H40V145H38ZM57 146H56V145ZM76 144V145H79V146H75L74 147V145ZM125 144V145H124ZM206 144V145H205ZM28 146V147H22V146ZM35 145V146H34ZM37 145V146H36ZM48 145V146H47ZM67 147V149L64 147ZM93 145V146H92ZM94 145H95V148H94ZM102 145V146H101ZM233 145V146H232ZM1 146H2V149H1ZM32 148H31V147ZM51 146V147H50ZM61 146L63 147V148H65V149H63V148H61ZM86 146H88V147H86ZM127 147L128 146V149L126 150V148L125 147ZM205 146V147H204ZM21 147V148H20ZM43 147H45L46 149H44ZM74 147V148H73ZM83 149H82V148ZM116 147V146H115ZM237 147V148H236ZM239 147V148H238ZM22 148H23V150H22ZM29 148V149H28ZM31 148V149H30ZM33 148H34V150L37 148V149H39L40 151H45L46 152V154H48V155H46L45 153H43V155H44V157L46 158V159H43L42 160V157H40V156H43L42 154H41V152L40 151H36L35 152V154L32 152L33 151ZM43 148V149H42ZM50 148H52V149H50L51 151H55L54 153H52L49 149ZM59 148L61 149V150H64V152L63 153H65V155L64 154H62V152L59 150ZM69 148V149H68ZM91 148V149H90ZM93 148V149H92ZM6 149V150H5ZM36 149V150H37ZM54 149V150H53ZM81 149V150H80ZM210 149V150H209ZM238 149V150H237ZM25 150H27L26 152H25ZM86 150V151H85ZM97 152H96V151ZM209 150V151H208ZM241 150V151H240ZM25 152L24 154L25 155H23V153L22 152ZM48 151H50L51 153H52V155L50 156V152L48 153ZM76 151H78L77 153H79L80 151H83V152H80L79 154H81V156L78 154V155H76L77 157L75 158V154H77V153H74V152H76ZM99 151V152H98ZM104 151V152H103ZM106 151V152H105ZM128 151V152H127ZM245 151V152H244ZM6 152V153H5ZM9 152V154H8V156H7V153ZM22 153V156L20 155L21 153ZM40 152V153H39ZM59 152H61V154L59 153ZM67 152V153H66ZM206 152H207V154H206ZM243 152V153H242ZM60 155H59V154ZM99 153V154H98ZM107 153V154H106ZM125 153H126V156H124L125 155ZM204 153V154H203ZM13 154H15V155H13ZM29 154V155H28ZM32 154V155H31ZM37 154H39V156L37 157L36 155ZM41 154V155H40ZM56 154H58L59 155V157L58 156H56ZM96 154V155H95ZM206 154V155H205ZM225 154H228V155H226L225 156ZM262 154V155H261ZM18 155H20L21 157H18V159H20V162H18L19 160L16 158ZM28 155V157H31V156H33V155H35V158H33V157H31V159L29 158V159H27V156ZM31 155V156H30ZM66 155H69L67 158H64ZM84 156V160H82L83 159V156ZM92 155H94L95 156V158H97L94 162H93V160H91L90 161V159H91V156ZM100 156V158H99V156ZM102 155V156H101ZM105 157H104V156ZM123 155V156H122ZM204 155H205V158H204ZM13 156V157H12ZM23 156H24V159H22L21 160V158H23ZM48 156H50L49 158H48ZM53 156V157H52ZM64 156V157H63ZM73 156H74V158H73ZM78 156L80 157L79 158V160L80 161H77V158H78ZM88 156H89V158H88ZM128 156H129V158H128ZM43 157V158H44ZM51 157H52V159H51ZM55 157H56V159H55ZM60 157H61V159H63L64 158V161L66 162V160L68 161V160H70V162L71 161H73L72 163H67V164H65V162L63 163L62 162V160L60 159ZM88 159H87V158ZM10 158V159H9ZM41 158V159H40ZM82 158V159H81ZM112 160H111V159ZM264 158V157H263ZM1 159H2V161H1ZM8 159H9V161H8ZM39 160L40 161V163L41 162H45V160H47V163L45 162V164L44 163H42L41 165L39 164V161L37 162V161H35V160ZM56 161H55V160ZM57 159H58V161H57ZM66 159V160H65ZM76 159V160H75ZM85 159H86V163L84 162L85 161ZM99 159H100V162H99ZM126 159V160H125ZM17 160V161H16ZM24 160V162H23V164H21V161H23ZM25 160H28V161H25ZM31 160V161H30ZM48 160H49V162H51L49 165H54L55 163V165H54V167L55 168H53L52 166H49L48 165V167L50 168V167H52V168H50V169H46V167H47V164L49 163L48 162ZM55 162H54V161ZM81 160H82V163H81ZM111 160V161H110ZM62 162V164H60L61 162ZM76 161L78 162V164L76 163ZM90 161V162H89ZM103 161V162H102ZM107 161V162H106ZM126 161V162H125ZM263 161V162H262ZM7 164H6V163ZM9 162V163H8ZM14 162L16 163V162H18V163H16V164H14ZM31 162V163H30ZM37 162V164H39V166L37 167V164H35ZM81 164H80V163ZM92 162V163H91ZM111 164H110V163ZM28 163V164H27ZM54 163V164H53ZM112 163H114V164H112ZM15 165V166H13V165ZM29 164H32V165H29ZM59 164V165H58ZM63 164H64V166H63ZM73 166H72V165ZM79 164H80V167H78L79 166ZM90 165V167H88L87 165ZM102 166H101V165ZM107 164V165H106ZM6 166V167H2V166ZM10 165V166H9ZM17 165H19V166H17ZM23 165H25V167H28V168H23V170L21 169L22 168V166ZM34 165V166H33ZM36 165V166H35ZM61 165V166H60ZM67 165V166H66ZM68 165H70V166H68ZM92 165V166H91ZM124 165H126V168L124 167ZM205 165H206V167H205ZM59 166V167H58ZM120 166L121 167H123L122 169L120 168ZM238 166V167H237ZM8 167V168H7ZM13 167V168H12ZM21 167V168H20ZM36 167V168H35ZM44 168L43 170H42V168ZM63 167H65L66 168V170L67 171H65V169L63 168ZM69 167V168H68ZM90 168V171L92 172L93 171V173L94 174H96L97 172L95 171V170H97V171H99V174L97 173L96 174V176L95 175H92L93 173H91L89 170H88V168ZM105 167H106V169H105ZM199 167V168H198ZM240 167V168H239ZM7 169V171H6V169ZM13 170H12V169ZM21 170H20V169ZM60 168H62V169H64V172H65V174H62V173H64L63 171H62V173H58V172H60L59 170H61ZM68 168V169H67ZM71 168V169H70ZM79 168V169H78ZM101 168V169H100ZM114 168V169H113ZM120 168V169H119ZM131 168L133 169V172H130L131 171ZM239 168V169H238ZM2 169H4V170H2ZM25 169H27V170H25ZM29 169L31 170V175L29 176L27 173H29L30 174V171H29ZM45 169H46V172H45ZM52 169V170H51ZM70 169V170H69ZM93 169V170H92ZM100 169V170H99ZM119 169V170H118ZM125 169H126V171L128 170V172H130V173H127V172H125ZM130 169V170H129ZM208 169H210L209 171H208ZM107 172V173H109L110 172V174H107L105 171ZM113 170V171H112ZM123 170H124V172H123ZM213 170V171H212ZM216 170V171H215ZM5 171V172H4ZM11 171V172H10ZM14 171V172H13ZM22 173H21V172ZM28 171V172H27ZM58 171V172H57ZM71 173H70V172ZM89 171V172H88ZM115 171H118L117 173H118V175L117 174H115L116 172ZM235 171V172H234ZM16 172V173H15ZM20 174H19V173ZM45 172V174H47V172H49L47 175H43V173ZM76 172H78V173H76ZM115 172V173H114ZM220 172V173H221ZM233 172V173H232ZM239 174V173H241V172H243V176L242 177H235V175L237 174V173ZM245 172V173H244ZM3 173H4V175H3ZM14 175V173L17 175H14L15 177H18V178H13L14 176L12 175V174ZM68 173H70V174H68ZM91 173V174H90ZM115 174V177H118V176H120L121 175V178H123V177H125L123 180L122 179H119V181H117V180H115V177H114V174ZM119 173H120V175H119ZM122 173H123V175H122ZM214 173V174H213ZM253 173V174H252ZM9 174H11V175H8ZM19 174V175H18ZM24 174L26 175H28L27 176V178H25V176H24ZM42 174V175H41ZM62 174V175H61ZM73 174H76V175H73ZM247 174V175H246ZM21 175H23L24 176V178L23 179H21V180H19V182L21 183V185H19L20 183L18 182V180L17 179H19L20 177L19 176H21ZM57 175V176H56ZM70 175V176H69ZM72 175H73V178H71L72 177ZM92 177H91V176ZM107 175V176H106ZM112 175V176H111ZM234 175V176H233ZM245 175V176H244ZM5 178H4V177ZM23 176H21V177H23ZM45 176V177H44ZM47 176V177H46ZM90 176V177H89ZM110 176V177H109ZM228 176V177H227ZM58 177V178H57ZM76 177V178H75ZM96 177V178H95ZM129 177V178H128ZM203 177H206L205 178V180H204V184L203 185H205V186H203V191L200 193V198H201V201L199 200H196V190H197V188H198V186H199V184L202 182V178ZM255 177V178H254ZM9 178H10V180L12 179L13 181H17V183L15 184V182L14 183H11V182H13V181H11L10 182V180H9ZM31 179V180H28V179ZM56 178V179H55ZM82 178H83V180H82ZM87 178V179H86ZM92 180H91V179ZM107 178V179H106ZM119 178V177H118ZM197 178V179H196ZM213 178V179H212ZM238 178V179H237ZM6 179V180H5ZM95 179V180H94ZM111 179H112V181H111ZM2 180H3V182H2ZM48 180V179H47ZM73 180V181H72ZM229 182H228V181ZM23 181V182H22ZM57 181V182H56ZM87 181H88V183H87ZM89 181H91L92 183H90L89 184ZM95 181V182H94ZM104 181V182H103ZM108 181V182H107ZM111 183H110V182ZM123 181V182H122ZM194 181V182H193ZM4 182H5V184H4ZM28 182V183H27ZM48 182V184H47V186L49 185V183H50V181L48 180L47 181ZM74 182V183H73ZM128 182H129V184H128ZM208 182V183H207ZM8 185H7V184ZM19 183V184H18ZM22 183H23V185H22ZM26 183H27V185H28V187L26 188L27 189V192L24 190L25 188L24 187H26L27 185H26ZM71 183V184H70ZM118 183V184H117ZM125 183H127V184H125ZM192 185H191V184ZM193 183H194V185H193ZM33 184V185H32ZM63 184V183H62ZM67 184V185H66ZM105 185V187H104V185ZM115 184V185H114ZM188 184H190V186L192 187V189L190 190V186L189 187H187V185ZM211 184V185H210ZM16 185H18L17 187L18 188H15V186ZM73 185H76V186H73ZM107 185V186H106ZM127 185V186H126ZM3 186V187H2ZM6 188H5V187ZM8 186V187H7ZM11 186V187H10ZM112 186V187H111ZM115 188H114V187ZM118 186V187H117ZM13 187V188H12ZM108 189H107V188ZM111 187V188H110ZM194 187V188H193ZM209 187V188H208ZM15 188V189H14ZM20 188V189H19ZM105 188V189H104ZM122 188V189H121ZM131 189V190H128V189ZM186 188V189H185ZM237 188V187H236ZM5 191H4V190ZM24 190L25 192H21V190ZM76 189V190H75ZM189 189V190H188ZM206 189H207V192H206ZM245 189H247V187L245 188ZM15 190H17L16 192H15ZM19 190V191H18ZM32 190H34V192L32 191ZM105 190V191H104ZM111 190V191H110ZM120 190H123L122 192H124L123 193V195L120 193V195H118L119 194V192L118 191H120ZM1 191H2V193H1ZM71 191V192H70ZM77 191V192H76ZM105 193H104V192ZM118 192L117 194L116 193H113V192ZM236 192H237V194H235V200L232 202V203H230L229 205H228V207H230L232 204H234L235 203V201L236 200H238L239 198L237 197L238 195H240V193L242 194L243 192H240L241 190H239V189H236L235 190ZM7 192V193H6ZM11 192H13L12 194H10ZM33 192V193H32ZM65 192V193H66ZM104 194H103V193ZM111 193V195H110V197H109V193ZM4 193V194H3ZM14 193H19L18 194V196H14L15 194ZM23 193V194H22ZM24 193H26L25 195H24ZM50 192H48L47 193V200L48 201H43V202H45L46 204V206L45 207H47L46 209H47V211L50 213L51 212V210H49L50 208H48L49 206L51 207V204H49L50 203V195H52V194H49ZM64 193V192H63ZM63 193H61L62 195H63ZM64 193V194H65ZM76 193V194H75ZM78 193V194H77ZM90 193H91V195H90ZM102 193V194H101ZM132 193V194H131ZM186 193V194H185ZM3 194V195H2ZM14 194V195H13ZM38 194V196H40V198L39 197H37V198H39V200L38 199H36V195ZM60 194V195H61ZM73 194V195H72ZM94 194H97V195H94ZM106 194H108V195H106ZM113 194V195H112ZM116 194V195H115ZM133 194H134V196H133ZM11 197H9V196ZM17 195V194H16ZM25 196V198L23 197V196ZM70 195H72V196H70ZM79 195V196H78ZM105 195V196H104ZM128 195V196H127ZM20 196V198H16V197H19ZM21 196H22V198H21ZM57 196L59 197V198H57ZM81 196V197H80ZM183 196H184V198H183ZM206 196V197H205ZM229 196H231L229 193L228 194H226V195H224L223 197H222V199L223 200H225L227 197H229ZM13 197V198H12ZM50 197V198H49ZM66 197V198H65ZM69 197V198H68ZM104 197V198H103ZM115 197V198H114ZM9 198V199H8ZM24 198V199H23ZM79 198V199H78ZM255 198V199H254ZM70 200V201H68V200ZM90 199V200H89ZM118 199L120 200V201H118ZM123 199V200H122ZM128 199V200H127ZM133 199H135V201L133 200ZM246 199H248L247 201H246ZM245 199V202H249L248 203V205L252 208V210L251 211H254L255 212V214H254V212L252 213V212H250V213H252L251 215H253L252 217H251V215H250V217H247V219L246 220H242L237 226L238 227H244L245 228V226H248L249 224H252L253 222H258V224H259V222L261 223V221H263L264 222V199L262 198H259V191L257 192V193H255V194H253V195H250V196H248L247 198ZM7 200V201H6ZM19 202H18V201ZM22 200H24V202L22 201ZM87 200V201H86ZM93 200V201H92ZM105 200H109L110 201V203L112 204V207L114 206V204H113V202H116L115 200H117V204H119L120 203V205H118L117 207H113V208H110V211L112 210V209H114V211H115V215L117 214L116 212H118V214H119V216H117L116 215V217L114 216V211H112V212H110L111 214V218H113V216H114V218H113V220L114 219H116L117 217H120L121 215L120 214H123L124 216H125V218H123L124 216L122 215V218H121V220H118V218L116 219V221H115V224H114V222H112L111 224H113V225H110L109 227L108 226H104L103 224H102V222H104V220L102 219V218H100L101 217V215L103 214V212L105 211V209L103 208V206H105V202L104 201ZM202 200H204V202L202 201ZM252 200V201H251ZM258 200H260L262 203H263V205H258V203H256ZM12 201V202H11ZM17 201V202H16ZM38 201H40V203L38 202ZM73 201V202H72ZM101 201L103 202V203H101ZM251 201V202H250ZM11 204H10V203ZM14 202V203H13ZM49 202V203H48ZM69 202V203H68ZM74 202H75V204H74ZM259 202V201H258ZM7 203H9V205L7 204ZM70 203H73V204H70ZM101 203V204H100ZM134 203V204H133ZM137 203V204H136ZM206 203V204H205ZM15 204H17L16 206L18 207H16L15 206ZM55 204V203H54ZM116 204V203H115ZM116 204V205H117ZM128 204V205H127ZM255 204V205H254ZM8 205V206H7ZM38 205H40V206H38ZM100 205V206H99ZM129 206V207H127V206ZM132 205V206H131ZM199 205V206H198ZM254 205V206H253ZM6 206V207H5ZM56 206V205H55ZM97 206H98V208H100L101 207V209H96L97 208ZM134 206V207H133ZM5 207V209L3 210V208ZM15 207V208H14ZM122 207V208H121ZM126 207V208H125ZM139 207V208H138ZM253 207H255V208H253ZM263 207V208H262ZM65 208V209H64ZM76 208V209H75ZM95 208V209H94ZM118 208H120V211H122L123 210V212H120L119 213V211H118ZM260 208H262V209H260ZM37 209V210H36ZM75 209V210H74ZM122 209V210H121ZM125 209H127V210H125ZM138 210L137 211V213H135V210ZM140 209V210H139ZM254 209V210H253ZM257 209H259V211L257 210ZM15 210V211H14ZM78 210V211H77ZM96 210H98V212L96 211ZM99 210H102L101 211V213L99 212ZM152 210H154L153 212L154 213H152ZM203 210H204V213H203ZM225 209H223L222 211H224ZM255 210H257V212L255 211ZM12 211V212H11ZM38 211V212H37ZM41 211V210H40ZM127 211H129L128 212V214H126V212ZM206 211V212H205ZM226 211V210H225ZM5 212V213H4ZM17 212V213H16ZM124 212H125V214H124ZM146 212V213H145ZM4 213V214H3ZM16 213V214H15ZM51 213H53V212H51ZM50 213V214H51ZM78 213V214H77ZM136 215H135V214ZM145 213V214H144ZM207 213H209L208 215H207ZM12 214V215H13ZM54 214V213H53ZM131 214V215H130ZM133 214V215H132ZM147 214V215H146ZM150 214H151V216H150ZM22 215V216H21ZM47 215H49L48 213H47ZM46 215V216H47ZM131 217H130V216ZM139 215H141V216H143L142 217V219H139ZM183 215V216H182ZM206 215V216H205ZM98 216H100L99 218H98ZM141 216H140V218H141ZM148 216V221L149 222H147V220H146V218H145V220L144 221H142L143 219H144V217H147ZM57 217H58V219H57ZM132 217L133 218H137L138 217V219L139 220H141L140 222H139V220H136V219H134V221L133 222H135V221H138L139 222V226H140V229L139 230H141V225L143 226V227H145V222H147V226L145 227V228H143L144 230H145V232H144V230H143V235H142V233L141 234H139V235H142V237L141 238H143V236H144V240H143V242H142V240H140V241H138V242H141V243H139V245H138V243L137 242H134L137 246L135 247V244L131 241V240H133V241H137V238H135V236H136V234H137V236H138V228L135 226V229H136V233H131L130 235H132L131 237L130 236H127V238H126V234H125V221H126V218H128L127 219V223H128V220H130L131 221V219H132ZM78 218V219H77ZM98 218V219H97ZM131 218V219H130ZM149 218L150 219H152V220H149ZM181 218H183V219H181ZM47 221H53V216L51 217V215H49L48 217H47ZM50 219V220H49ZM52 219V220H51ZM75 219V220H74ZM179 219V220H178ZM234 219V218H233ZM232 219V220H233ZM37 220V221H36ZM122 220H124V222L122 221ZM205 221V223H203L202 221ZM207 220V221H206ZM46 221V222H47ZM72 221V222H71ZM101 221V223H99V222ZM120 221H122V223H124V226L123 227H121V225H120ZM129 221V222H130ZM88 222V223H87ZM142 222H144L143 224H142ZM177 222V223H176ZM202 222V223H201ZM208 222V223H207ZM243 222V223H242ZM48 223V222H47ZM60 223V224H59ZM73 225H72V224ZM98 223H99V225H98ZM119 223V224H118ZM121 223V224H122ZM180 223V224H179ZM189 223H191V224H189ZM33 224V225H32ZM51 224V223H50ZM49 224V225H50ZM97 224V225H96ZM100 224H102L101 226L103 227V228H105L104 230L101 228V226H100ZM130 224V223H129ZM188 224V225H187ZM200 224V225H199ZM29 225H31V226H29ZM94 225H96V226H94ZM116 225V226H115ZM137 225V226H138ZM185 225V226H184ZM189 226V228L187 227V226ZM210 225V226H211ZM51 226V225H50ZM57 227V230H56V227ZM59 226V227H58ZM111 226H113L112 228H110ZM120 226V227H119ZM193 226V227H192ZM53 227V226H52ZM99 227V228H98ZM115 227H118L119 229H117V228H115ZM192 227V228H191ZM200 227V228H199ZM33 228V227H32ZM93 228V229H92ZM101 228V230H99ZM123 228H124V230H123ZM2 229V230H1ZM135 229H133L132 230V232H134L135 231ZM181 229H185L184 231L186 232V236H185V232H183ZM196 229H198L197 231H196V238H197V236H198V238H197V241H200L203 245H201V243L200 242H198V247H196V250L194 251V250H189L187 253L185 252L186 250L185 249H187L188 248V244L189 243H191V238H192V236L194 235V233H195V230ZM199 229H200V231H199ZM4 230V231H3ZM9 231V234H7V232L6 231ZM32 230H31V232H32ZM52 230H54L55 232H53ZM101 231L102 233H98V231ZM123 230V231H122ZM173 230H177L176 232L175 231H173ZM188 230H189V232H188ZM194 230V231H193ZM15 231V232H14ZM19 231V232H18ZM17 231V229L15 230V229H9V228H5V227H1L0 228V234H1V237H0V253L2 254V257H1V255H0V257L1 258H3V259H5V260H3V259H1L2 261H0V264H17V262H18V264H29L30 262H29V260L28 261H26V257H27V259H28V256L30 255V253H29V255H27V251L29 250V249H31V245H29L30 243H28L27 244V238L26 237H28L27 235H26V233L25 232H23L22 230V232H20V230H18ZM180 231H182L183 233H184V235H183V233L181 234V232ZM103 232H105V233H103ZM122 232V233H121ZM142 232V231H141ZM180 232V233H179ZM187 232H188V234H187ZM192 232H194V233H192ZM199 232H200V234H199ZM208 232H210V233H208ZM6 233V234H5ZM12 235H11V234ZM18 233V234H17ZM54 233V234H53ZM110 233H112V234H116L115 236L114 235H112V234H110ZM118 233V234H117ZM139 233H140V231H139ZM177 233V234H176ZM206 235H210V237H212L213 239H219L218 237H220V238H222V240H219V241H221L220 243L221 244H223V242H224V244H230V240L228 241L227 240V237H226V235L225 234H221V235H219L218 233L216 234V232L214 233V231H207L206 230ZM208 233V234H207ZM30 234V235H31ZM106 234V235H105ZM121 234V235H120ZM125 234V235H124ZM133 234H135L134 235V237H133ZM179 234H181V235H183V236H179ZM191 234V235H190ZM25 235V236H24ZM110 235V236H109ZM117 235H119L120 237L122 236V238L124 239L123 241L122 240H118L117 239ZM174 235V236H173ZM181 237V240L183 241V239H188V240H186L187 241V243H186V241H184L183 242V244H181V241H180V238L178 237ZM190 235V236H189ZM240 235H241V237H240V241H242V243H241V246L242 245H244V247L245 248H243V251H240V249L242 250V248H241V246L239 245V247H240V249H239V252L240 253H238V255H233L232 257H233V259H234V256H236V258L237 259H239L240 257L242 258L241 260H243L244 259V261H246L245 262V264H253V262L255 261V259H258L259 258V250H257V249H255L256 248V245H257V243L259 242V239L261 238V240L263 239L264 240V234H261V235H259V234H257V235H255V236H253L252 234H250V232H248V231H246V230H242L241 232H240ZM251 235V236H250ZM7 236V237H6ZM12 236V237H11ZM20 236H21V238H20ZM22 236H24V238L22 237ZM100 236V237H99ZM101 236H102V238H101ZM111 236H114L115 238H112ZM179 238V240L176 238ZM185 236V237H184ZM218 236V237H217ZM4 237V238H3ZM8 239L9 238V240H7L6 238ZM98 237L100 238V239H98ZM110 237H111V239H110ZM139 237V239H140V236H138ZM188 237V238H187ZM190 237V238H189ZM255 237V238H254ZM10 238H11V240H10ZM26 238V239H25ZM55 238H57V239H55ZM128 238H130L129 240H128ZM173 238H174V240H173ZM60 239V240H59ZM95 239H96V241H95ZM109 239V240H108ZM136 239V240H135ZM190 239V240H189ZM110 240H113V241H110ZM177 240H178V242H177ZM245 240V241H244ZM14 241V242H13ZM57 241L59 242L60 241V243H58L57 244ZM92 241V242H91ZM101 241V242H102ZM109 241V242H108ZM125 241V242H124ZM127 241H131V242H129V243H132V244H134V247H131V246H133V245H128V242ZM175 241V242H174ZM179 241H180V244L182 245V247L183 246H186L187 248H182V247H180L181 245H179L178 243H179ZM223 241V242H222ZM28 242H29V237H28ZM97 242V243H96ZM174 242V243H173ZM227 242V243H226ZM246 242H249L248 244L246 243ZM257 242V243H256ZM52 243V244H51ZM67 244V245H64V244ZM95 243V244H94ZM127 243V244H126ZM255 245L254 247L255 248H253V246L251 245ZM256 243V244H255ZM62 244V245H61ZM97 244L99 245V246H97ZM110 244V245H109ZM141 244V245H140ZM171 244V245H170ZM186 244V245H185ZM208 244H210V245H208ZM224 244L222 245V246H224ZM27 245H29V247L27 246ZM93 245L95 246V247H93ZM127 245H128V247L129 248H126L127 247ZM179 245V246H178ZM225 245V246H226ZM231 245V244H230ZM248 245V246H247ZM62 246V247H61ZM67 246V247H66ZM126 246V247H125ZM204 246V247H203ZM206 246V247H205ZM221 246V247H222ZM224 246V247H225ZM58 247V248H57ZM175 247H177V248H175ZM201 247V248H200ZM223 247V248H224ZM226 247H228V245L226 246ZM225 247V248H226ZM238 247V248H239ZM243 247V246H242ZM17 248V249H16ZM96 249V251H94L95 249ZM134 248V249H133ZM138 248V249H137ZM178 248H180L179 249V252L180 253H182L181 254V256H180V254H179V252L177 251V249ZM207 248H208V250H207ZM230 248V249H229ZM228 248V250H231V246ZM49 249V250H48ZM55 249V250H54ZM59 249V250H58ZM106 249V248H105ZM105 249L103 248V251H105ZM130 249V250H129ZM132 249V250H131ZM135 249H137V250H135ZM173 249H175L174 251H175V253H174V251H173ZM183 249V250H182ZM200 251H199V250ZM202 249V250H201ZM210 249V250H209ZM246 250V251H245ZM116 251V252H115ZM171 251V252H170ZM173 251V252H172ZM182 251V252H181ZM191 251V252H190ZM30 252H31V250H30ZM95 253V255L94 254H92L91 255V253ZM132 252V253H131ZM185 252V253H184ZM206 254H205V253ZM244 252V253H243ZM245 252H247L246 254H245ZM61 253V254H60ZM62 253H64V254H62ZM110 253H111V251H110ZM110 253H109V255H110ZM118 253H120V255L118 254ZM127 253V254H126ZM129 253V254H128ZM170 253V254H169ZM171 253H172V255H171ZM178 253V254H177ZM193 253V254H192ZM202 253H204V254H202ZM57 254V255H56ZM117 256H116V255ZM184 254H187V255H184ZM192 254V255H191ZM48 255H50V258H49V256ZM56 255V256H55ZM96 256V258L94 257V256ZM108 255V256H109ZM114 255L116 256V257H114ZM118 255H119V257L120 258H117L118 257ZM127 255V256H126ZM136 255V256H135ZM205 255V256H204ZM209 255V256H208ZM244 255L246 256L245 258L247 259V258H249V261H247L245 258H243L244 257ZM258 255V256H257ZM52 256V257H51ZM92 256V257H91ZM108 256L106 257V258H104V262L103 263H105V260H108V261H110L109 263L111 264V262H112V264H115V262L113 261V259H111V258H108ZM175 256V257H174ZM178 256H180L179 258H177ZM185 256V257H184ZM208 256V257H207ZM224 257H225V255H223ZM223 256H221L220 257V259L222 260H224V258H223ZM243 256V257H242ZM55 259H54V258ZM93 259H95V260H91V258ZM99 257V256H98ZM136 257V258H135ZM174 257V258H173ZM182 257H183V259H182ZM196 257V258H195ZM205 257H207V258H205ZM250 257H252V259L250 258ZM254 257H255V259H254ZM52 258V259H51ZM87 258H88V261H87ZM90 258V259H89ZM171 258V259H170ZM199 258V259H198ZM203 260H201V259ZM212 258V257H211ZM23 259H25L24 261H22ZM121 259V261H118V260H120ZM134 259V260H133ZM135 259H137V260H135ZM189 259V260H188ZM206 259V260H205ZM251 259V260H250ZM166 260H167V262H166ZM174 260V261H173ZM193 260V261H192ZM212 260V259H211ZM236 260V259H235ZM235 260H233V261H235ZM241 260L239 261L238 260V262L240 263L241 262ZM253 260V261H252ZM45 261V260H44ZM102 261V262H101ZM169 261H170V263H169ZM173 263H172V262ZM197 261H199V262H197ZM201 261V262H200ZM237 261V260H236ZM252 261V262H251ZM141 262V263H140ZM197 262V263H196ZM53 263H50V264H53ZM87 263V264H88ZM96 263V262H95ZM94 262L92 263V264H95ZM203 263V264H204ZM97 264V263H96ZM99 264V263H98ZM224 264H226V262H225V260H224ZM238 264V263H237ZM255 264H259V260H258V262L256 261L255 262Z\"/></svg>", "mask_w": 264, "mask_h": 264}, {"label": "bare ground", "instance_id": "6f19581e", "mask_svg": "<svg viewBox=\"0 0 264 264\" xmlns=\"http://www.w3.org/2000/svg\"><path fill=\"white\" fill-rule=\"evenodd\" d=\"M4 1H5V0H4ZM44 1H46V0H44ZM63 1H65V0H63ZM63 1L60 0V2H61L62 5L65 3V2L63 3ZM68 1H70V0H68ZM71 1H72V0H71ZM102 1H103V0H102ZM119 1H120V0H119ZM119 1H117V2H119ZM124 1H125V0H124ZM129 1H132V0H129ZM187 1H189V3H190V4H188V5H191V7H192V8H191V7L189 6V8H191V9L193 10L194 13H199V19L201 18V19H202V22H203V16H205V14L207 13L206 8H205V10H204V5H203V3H205V2H204L203 0H187ZM205 1H206V0H205ZM208 1H209V0H208ZM217 1H218V0H217ZM217 1H216V3H217ZM224 1H225V0H223V2H224ZM236 1H237V0H236ZM236 1H235V2H236ZM239 1H240V5L246 2L245 0H239ZM244 1H245V2H244ZM247 1H248V0H247ZM252 1H253V0H252ZM0 2H2L1 4H3V1H0ZM29 2H30V4H31V1H29ZM39 2H40V1H39ZM53 2H55V1H53ZM104 2H105V1H104ZM125 2H128V1H125ZM132 2H133V1H132ZM214 2H215V1L212 0L211 4L213 5ZM218 2H219V1H218ZM221 2H222V0H221ZM221 2H220L219 4H217V5L220 6ZM223 2H222V5H223ZM231 2H232V1H231ZM250 2H251V0H249V4L252 3L251 6H250V8H251L252 5H254V4H255V5H254L253 7H255V6L258 5V4L256 5V3L253 4V2H251V3H250ZM254 2H255V1H254ZM256 2H258V0H257ZM36 3H37V2H36ZM45 3H46V2H45ZM45 3H44V4H45ZM66 3H67V2H66ZM83 3H84V2H83ZM83 3H82V4H83ZM105 3H107V2H105ZM119 3H123V2H119ZM133 3H134V2H133ZM227 3H228V1H227ZM236 3L238 4V2H236ZM247 3H248V2H247ZM247 3H246V4H247ZM34 4H35V3H34ZM47 4H48V3H47ZM51 4H52V3H51ZM55 4H56V3H55ZM76 4H77V3H76ZM80 4H81V3H80ZM129 4H130V3H129ZM134 4H135V3H134ZM206 4H209V3L206 1ZM206 4H205V5H206ZM228 4H229V3H228ZM6 5H7V4H6ZM28 5H29V4H28ZM68 5H69V3L67 4V6H68ZM83 5H84V4H83ZM88 5H89V7L91 6L90 3H89ZM93 5H96V4L93 3ZM104 5H105V4H104ZM114 5H115V4H114ZM131 5H132V3H131ZM136 5H137V4H136ZM0 6H1V5H0ZM29 6H30V5H29ZM37 6H38V5H37ZM42 6H46V7H47L46 4H45V5H42ZM54 6H55V5H54ZM72 6H73V5H72ZM117 6H118V5H117ZM207 6H208V5H207ZM207 6H206V7H207ZM213 6H216V5H213ZM229 6L231 7V5H229ZM237 6H238V5H237ZM246 6H247V5H246ZM5 7H6V6H5ZM23 7H26V5H25V6H22V8H21L22 10H24ZM27 7H28V6H27ZM27 7H26V8H27ZM31 7H32V6L28 7V9L31 8ZM46 7H44V9H45ZM70 7H71V6H70ZM82 7H83V6H82ZM89 7H88V9H90ZM92 7H93V6H92ZM96 7H98V6H96ZM96 7H94L95 10H96ZM115 7H116V6H115ZM125 7H126V6H125ZM223 7L226 8L225 5H224ZM230 7L228 8V12H231V11H232L231 9H233V8H232L233 6H232L231 8H230ZM243 7H244V6H243ZM32 8H33V7H32ZM35 8H36V6H35ZM66 8H68V7H66ZM76 8H77V7H76ZM78 8H79V6H78ZM80 8H81V6H80ZM80 8H79V9H80ZM103 8H104V6H103ZM127 8H128V7H127ZM129 8H130V7H129ZM138 8H139V7H138V5H137V9H138ZM216 8H217V6H216ZM240 8H241V10H243L242 7H240ZM255 8H256V7H255ZM40 9H41V8H40V6H39V8H38L39 12L37 13L38 15H37L36 20H38L39 17L41 16V11H40ZM47 9H48V8H47ZM47 9H46V10H47ZM50 9H52V11L50 12V13H52V12H53V4H52V6H51ZM72 9H73V7H72ZM79 9H77V10H79ZM83 9H84V8H83ZM133 9H135V7H134ZM223 9H224V8H223ZM226 9H227V8H226ZM246 9H247V10H246ZM246 9L243 10V11H244V12H247L249 8L246 7ZM22 10H20V13H22V12H21ZM25 10H26V9H25ZM25 10H24V11H25ZM33 10H34V9H33ZM35 10H36V9H35ZM65 10H66V9H65ZM70 10H71V8H70ZM90 10H92V9H90ZM120 10H121V13H120V14H123L124 12H125V14H127V13H126L127 10H128L129 12H131L132 8H130V10H129V9H125L126 11H125L124 9H123V11H122V9H120ZM224 10H225V9H224ZM224 10H223V11H224ZM229 10H230V11H229ZM234 10H235V9H234ZM254 10H255V9H254ZM24 11H23V14H24ZM30 11H31V10H30ZM43 11H44V12H42V15H43V13H46L45 10H43ZM49 11H50V10H49ZM55 11H56V10H55ZM71 11H72V10H71ZM71 11H70V12H71ZM74 11H75V10H74ZM74 11H73V12H74ZM133 11H134V10H133ZM133 11H132V12H133ZM135 11H136V9H135ZM135 11H134V12H135ZM158 11H159V9H158ZM204 11H205V12H204ZM225 11H227V10H225ZM249 11H250V9H249ZM31 12H32V11H31ZM70 12H68V13H70ZM77 12H78V11H77ZM77 12L75 11V13H77ZM79 12H80V11H79ZM85 12H87V11H85ZM132 12H131V13H132ZM191 12H192V11H191ZM191 12H189V13H191ZM215 12H216V11H215ZM28 13H29V12H28ZM50 13H49V14H50ZM87 13H88V12H87ZM103 13H104V12H103ZM114 13H115V12H114ZM118 13H119V11H118ZM194 13H193V14H194ZM25 14H26V16H27V11H26ZM29 14H30V13H29ZM29 14H28V16H29ZM89 14H92V11H91V13H88V15H89ZM125 14H124V15H125ZM128 14H130V13H128ZM145 14H146V13H145ZM193 14H192L191 16H190V14H189V16H190V17L195 16V15H193ZM228 14H229V13H228ZM247 14H248V13H247ZM247 14H246V15H247ZM250 14H251V12H250ZM35 15H36V12H35ZM44 15H45V14H44ZM44 15H43V17H45V19H44L43 17H42V18H43L44 21H47V20H46L47 18H46V16H44ZM54 15H55V14H54ZM54 15H53V16H54ZM66 15H67V14H66ZM70 15H71V14H70ZM81 15H83V14H75V17H73V18H74V19H75V18L78 19ZM95 15H96V13L93 14V17H92V18H91V16H89V17H88V16H86V17L84 16V18H83V19L81 18L80 21H79V20H78V21L76 20V21H77L78 23L81 22V25H82V24H88V25L91 26V28H92V27H95V28H96L98 25H102V24H103V20H101V19L103 18L104 15L101 16L102 18H101L100 16H98V18H95ZM98 15H99V14H98ZM134 15H135V14H134ZM136 15H137V14H136ZM136 15H135V17H136ZM151 15H152V14H151ZM169 15H170V14H169ZM206 15H208V14H206ZM217 15H218V14H217ZM248 15H249V14H248ZM248 15H247V16H248ZM20 16H21V14H20ZM23 16H25V15H22V17H23ZM31 16H32V15H30V17H31ZM33 16H34V15H33ZM58 16H59V15H58ZM67 16H68V15H67ZM71 16H73V13H72ZM108 16H110V14H109ZM147 16H148V15H147ZM187 16H188V13H187ZM189 16H188V17H189ZM197 16H198V15H197ZM2 17H3V16H2ZM22 17H21V20H23ZM47 17H48V16H47ZM82 17H83V16H82ZM96 17H97V16H96ZM133 17H134V16H133ZM155 17H156V16H155ZM205 17H206V16H205ZM120 18L123 19V17H121V15L119 16V19H118V20H120ZM125 18H126V17H125ZM1 19H2V18H0V22H1ZM33 19L35 20V17H34ZM40 19H41V18H40ZM40 19H39V20H40ZM51 19H52V18H51ZM61 19H62V18H61ZM64 19H65V20L62 19V21H66V19H69V18L67 17V18H64ZM103 19H105V18H103ZM122 19H121V20H122ZM206 19H207V18H205V20H206ZM247 19L249 20V17H248ZM250 19H251V18H250ZM2 20H4V18H3ZM25 20H26V19H24V23H25ZM36 20H35V21H36ZM39 20H38V21H39ZM43 20H42V21H43ZM71 20H72V18H71ZM121 20H120V21H121ZM125 20H127V19H125ZM125 20H123L122 22H125ZM133 20H134V19H133ZM185 20H186V19H185ZM239 20H240V19H239ZM17 21H19V19H18ZM35 21H33V22H35ZM38 21L33 25L34 28H35V25L38 23ZM42 21H41V22H42ZM56 21H57V20H56ZM56 21H55V24H56ZM59 21H61V20H59ZM73 21H74V20H73ZM73 21H72V22H73ZM107 21H108L109 24L112 23L109 19H107ZM135 21H136V20H135ZM150 21H151V20H150ZM187 21H189V20H187ZM193 21H195V20H193ZM193 21H192V22H193ZM197 21H198V20H196V23H197ZM199 21H200V20H199ZM2 22L4 23V26H7L6 24L8 23V21H7V23H6V21H2ZM29 22L32 23V21H27V20H26V23L29 25V29H30V24H29ZM47 22H48V25H49V22H50V21H47ZM53 22H54V21H53ZM67 22H68V21H67ZM129 22H130V21H129ZM131 22H132V21H131ZM145 22H146V21H145ZM190 22H191V21H190ZM202 22H198V23L201 24ZM208 22H210V20H208ZM208 22H207V23H208ZM3 23H2V24H3ZM5 23H6V24H5ZM62 23H63V22H62ZM68 23H69V22H68ZM75 23H76V22H75ZM132 23H134V22H132ZM173 23H174V22H173ZM196 23H195V25H194V26H195V30H196V27H197ZM20 24H22V21L20 22ZM27 24H25V25H26V29H27V26H28ZM38 24H40V23H38ZM45 24H46V23H45ZM45 24H43V25H45ZM52 24L55 25L54 23H51V25H52ZM65 24L67 25V23H65ZM65 24H64V25H65ZM70 24H72V23L70 22ZM73 24H74V23H73ZM73 24H72V25H73ZM118 24H119V23H118ZM121 24H122V26H123L125 23H121ZM148 24H149V21H148ZM151 24H153V23H151ZM158 24H159V23H158ZM193 24H194V22L192 23V25H193ZM202 24L205 25L204 22H203ZM210 24L212 25L211 22H210ZM25 25H24V26H25ZM51 25H50V26H51ZM53 25H52V26H53ZM59 25H60V22L57 23V27H54V28H55V29H54V32L57 33L56 30L58 29V26H59ZM68 25H69V24H68ZM68 25H67V26H68ZM74 25H76V24H74ZM81 25L79 24V26H81ZM88 25H87V27H88ZM130 25H131V24H130ZM155 25H157V24H155ZM173 25H174V24H173ZM192 25H191V26H192ZM203 25H201V26L203 27ZM2 26H3V25H2ZM4 26H3V27H4ZM21 26H23V25H21ZM21 26H20V28H21ZM24 26H23V27H24ZM46 26H47V24H46ZM46 26H41V25H38V26H37V25H36V30H37L36 34L38 35V32L42 31V32L40 33V35L38 36V39H39V37L42 36V35H45V36L47 35L49 38H50L51 36L54 35V33H53V35H52V34H50V31L47 32V31L45 30ZM52 26H51V28H52ZM67 26H66V27H67ZM70 26H71V25H69L68 27L70 28ZM84 26H85V25H84ZM122 26H119V27H122ZM194 26H192V28H193ZM235 26H237V25H235ZM3 27H2V29H5V28H6V27H4V28H3ZM59 27H60V26H59ZM75 27H76V26H75ZM75 27H74V30L76 31ZM81 27L83 28V25H82ZM87 27H86V28H87ZM115 27H116V26H115ZM115 27H114L113 24L111 25V30H113L112 33H111V34H113V37H112V40H113V41H115L116 38H118V36L120 37V33H119V35H118V32H117L118 28L116 27V28H117V29H116ZM128 27H129V26H128ZM143 27H144V25H143ZM159 27H160V26H159ZM159 27H158V28H159ZM47 28H49V27H47ZM62 28H64V27H62ZM62 28H61L60 30H63ZM77 28H78V25H77ZM86 28L84 27V29H86ZM88 28H90V27H88ZM123 28H126V27H123ZM123 28H121V30H122V34H123V32H124ZM132 28H134V27H132ZM146 28H147V27H146ZM163 28H164V27H163ZM199 28H200V27H198V30H202V29H199ZM0 29H1V27H0ZM93 29H94V28H93ZM93 29H90V31H93ZM96 29H97V28H96ZM96 29H94V31H95ZM119 29H120V28H119ZM134 29H135V28H134ZM140 29H141V28H140ZM149 29H150V27H149ZM161 29H162V28H161ZM208 29H209V28H208ZM217 29H218V28H217ZM217 29H216V30H217ZM5 30H8V27H7V29H5ZM19 30L21 31V30H23V29H19ZM36 30H35V29H32V31H34V32H35ZM44 30H45L46 32H45ZM60 30H59V31H60ZM64 30H65V29H64ZM72 30H73V28L71 29V31H72ZM81 30H83V29H81ZM125 30H126V29H125ZM127 30H128V29H127ZM141 30H142V29H141ZM141 30H140V32H141ZM192 30H193V29H192ZM205 30H206V28H205ZM210 30H211V29H210ZM3 31H4V30H3ZM8 31H9V30H8ZM23 31H24V30H23ZM23 31H22V32H23ZM65 31H66V30H65ZM79 31H80V30H79ZM86 31H88V30H86ZM97 31H99V30H97ZM118 31H119V30H118ZM146 31H148V30H146ZM153 31H154V30H153ZM202 31H204V30H202ZM207 31H208V30H206V32H207ZM214 31H215V30L212 31L213 36L211 35V33L208 34L209 36L211 35V36H210V39H211V44L213 43V44H212L213 46H211V44H208V45H210V46H209L210 48H211V47L214 48L216 45L219 44V46L217 47V48H218V49H217V50H218L217 52L220 53L221 51H224L223 54H221V53H220V54L223 55V56L226 55V59H227V63H228L227 66L230 67L228 71H229V75H231V74H232V68L234 67V65L236 64V62L239 60L238 57H240V56H237V55H236L237 53L235 54V52L237 51V47H238V49H241V50L243 49V47L241 48L242 45L240 46V45L238 44V39H236V37H237L236 35H238V34H235L236 32H234V31H235V30H234V27H231V28H230V32L228 33V38H227L228 41H226V38H224V37H223V38H224L225 40L222 39V40L226 41L227 43H226V42H225V43H224V42L222 43L221 40L219 39L220 37H218V39L220 40V42H219L218 40L216 41V39H215V41H216L217 43H214V42L212 41V37H213V40H214V38H215V37H214ZM4 32H5V31H4ZM4 32H3V33H4ZM34 32H33V33H34ZM60 32H61V31H60ZM60 32H59V33H60ZM62 32H63L62 34H64V31H62ZM67 32H68V31H67ZM72 32H73V31H72ZM80 32H81V31H80ZM119 32H121V31H119ZM127 32H129V31H127ZM155 32H156V31H154V33H155ZM209 32H211V31H209ZM3 33H2V30H1V33H0V34H3ZM5 33L8 34V32H5ZM18 33H19V31H18ZM28 33H30V32H28ZM28 33H27L26 35H28ZM31 33H32V32H31ZM59 33H58V34H59ZM75 33H77V32H75ZM78 33H79V32H78ZM92 33H93V36L96 35V37H97V34H95L94 32H91V34H92ZM102 33H103V32H102ZM129 33H130V32H129ZM131 33H132V32H131ZM138 33H139V30H138ZM142 33H144V32H141V34H142ZM148 33H149V32H148ZM156 33H157V32H156ZM207 33H208V32H207ZM7 34H6L4 37L7 36V37L9 38V36H10V35H9L10 32H9L8 35H7ZM21 34H22V33H21ZM21 34H20V36H22ZM36 34H34L33 36H36ZM68 34H69V33H68ZM81 34L85 35L84 33H81ZM86 34H87V35H85V36L88 38V36L90 35V33H87V32H86ZM94 34H95V35H94ZM135 34H136V33H135ZM145 34H147V33H145ZM149 34H150V33H149ZM149 34H148V35H149ZM55 35H56V34H55ZM55 35H54V36H55ZM64 35H65V34H64ZM71 35H72V34H70L68 37H70ZM73 35H74V32H73ZM76 35H77V34H76ZM124 35H125V34H124ZM126 35H127V34H126ZM156 35H157V34H156ZM156 35H154V36H156ZM160 35H161V34H160ZM160 35H159V36H160ZM192 35H193V34H192ZM195 35H197V34H195ZM205 35H206V34H205ZM208 35H206V37H208ZM15 36H16V34H15ZM15 36H14L13 39H15ZM18 36H19V35H18ZM29 36H31V35H28L27 37H29ZM74 36H75V35H74ZM79 36H80V33H79L78 36H76V37L79 38ZM85 36H84V37H85ZM93 36L90 35V39H91ZM107 36H110V35L108 34ZM115 36H116V38H115ZM130 36H131V35H130ZM142 36H144V35H142ZM157 36H158V35H157ZM162 36H163V35H162ZM193 36H194V35H193ZM197 36H198V35H197ZM201 36H203V35L201 34ZM215 36H216V35H215ZM0 37H2L1 40L3 41V43L0 41V42L2 43V44L0 43V47H1V45H4V44L7 45L6 43H8V41H7V42L5 41L6 43H4L5 38L3 39V36H1V35H0ZM12 37H13V36H12ZM56 37H57V35L55 36V38H56ZM68 37H67V33H66V37H65V38H68ZM86 37H85V39H86ZM122 37H123V36H122ZM127 37H128V36H127ZM147 37H148V36H147ZM204 37H205V36H204ZM226 37H227V36H226ZM18 38H19V37H18ZM33 38H34V37H33ZM40 38H41V37H40ZM44 38H45V42H48V43H49V41H51L50 39H49V41H48V40L46 41V38H47V37H44ZM44 38H43V39H44ZM55 38H54V39H55ZM58 38H60V39H59L60 41H62V40L64 39V38L62 37L63 39L61 40V36H59ZM72 38H73V37H72ZM74 38H75V37H74ZM74 38H73V42L77 39V38H75V40H74ZM80 38H81V37H80ZM105 38H106V36H105ZM141 38H142V37H141ZM156 38H157V37H156ZM208 38H209V37H208ZM208 38H207V41L210 40V39H208ZM221 38H222V37H221ZM6 39H7V38H6ZM23 39H24V38H23ZM38 39H36V40H34V41L36 42ZM41 39H42V38H41ZM69 39H70V38H69ZM92 39H93V38H92ZM92 39H91V40H92ZM114 39H115V40H114ZM120 39H121V38H120ZM120 39H119V38L117 39L118 41L116 42L117 44L115 45L116 48L114 47V50L117 49V46H119V45H118V44H119L118 42L120 41ZM196 39H198V41L200 42V39H199L198 37H196ZM205 39H206V38H205ZM8 40H11V36H10V38H9ZM15 40H16V39H15ZM21 40H22V39H21ZM21 40H20V41H21ZM25 40H26V39H25ZM25 40H24V41H25ZM29 40H30V38H29ZM31 40H32V39H31ZM71 40H72V39H71ZM79 40H80V39H78V41H79ZM91 40H86V41H85V42H86V44H85V45H86V48H87V47L93 42V41H92V42H88V41H91ZM108 40H109V39H108ZM112 40H111V41H112ZM145 40H146V39H145ZM148 40H149V39H148ZM150 40H151V39H150ZM160 40H161V39H160ZM240 40H242V39H240ZM17 41H19V40H16V42H17ZM20 41H19V44L21 43ZM42 41H44V40H42ZM60 41L57 43L58 45H59ZM63 41H65V40H63ZM68 41H69V40H68ZM94 41H95V38H94ZM111 41H110V42H109V41H106V43H104V44L106 45L107 48L104 50V54H103L102 56H100L99 45H98V48H97V47H96V43H93V44H92V46H94V47H92V46L90 47V50H91V49H92V50L90 51V53H88V56H87L86 54H85V55H86L87 58H88V59L86 58V60H88V62H89L90 64H92V66H93L94 69L98 68V66H101V67H104V69H107V68H108V69H109V68L114 69V70H112V72L117 71V73H116L115 76H114V80H115L114 83H115V86H117V85L119 86V84H120L121 82L125 81V79H123L122 76H121V70H120V69L118 70V68H120V67H118V66H120L121 64H120V65L118 64V66H117V63H118V62L116 63V62L114 61V59H113V58H114V55H113V57H112V53L114 52V50H112L113 52L111 53V49H112V48H111V43H112ZM172 41H173V40H172ZM9 42H10V41H9ZM11 42L14 43L13 40H11ZM11 42H10V44H12ZM29 42L32 44L31 41H29ZM35 42H33V43H34V44H33L34 46H35V44H38L37 42H36V43H35ZM38 42H39V40H38ZM40 42H41V40H40ZM51 42H52V41H51ZM53 42H55V41L53 40ZM53 42L50 43V44H53ZM56 42H57V41H56ZM56 42L54 43V44H55V47H54V48L57 49V48L60 47V46L56 47ZM71 42H72V41H71ZM71 42L69 41V43H71ZM76 42H77V40H76ZM95 42H98V41H95ZM120 42H121V41H120ZM123 42H124V41H123ZM148 42H149V41H148ZM151 42H152V41H151ZM208 42H209V41H208ZM239 42H240V41H239ZM22 43H23V41H22ZM63 43H64V42H63ZM66 43H67V42L65 41V44H66ZM89 43H90V44H89ZM125 43H126V42H125ZM131 43H132V42H131ZM165 43H167V42H165ZM200 43H203V42H200ZM205 43H206V42H205ZM220 43H221V44H220ZM19 44H17V46H15V45H14V46H15V47H18ZM24 44L26 45L25 42H24ZM43 44H44V43H43ZM61 44H62V42H61ZM88 44H89V45H88ZM94 44H95V45H94ZM114 44H115V43H114ZM155 44H156V43H155ZM162 44H163V43H162ZM214 44H215V45H214ZM240 44H241V43H240ZM12 45H13V44H12ZM25 45L22 44V46H25ZM38 45H39V44H38ZM38 45H37V46H38ZM68 45H69V44H68ZM152 45H153V44H152ZM164 45H165V44H164ZM166 45H169V44H166ZM201 45H202V44H201ZM203 45H204V44H203ZM244 45H245V44H244ZM10 46H11V45H10ZM27 46H28V45H27ZM27 46H25L24 48L22 47V48H23V49H29V48H31V47L27 48ZM39 46H41V45H39ZM61 46H63V45H61ZM129 46H130V45H129ZM153 46H154V45H153ZM5 47H6V46H5ZM12 47H13V46H12ZM19 47H20V46H19ZM64 47H65V45H64ZM71 47H72V46H71ZM71 47H70V50H72ZM112 47H113V46H112ZM124 47H125V46H124ZM155 47H158V45H157V46H154V48H155ZM207 47H208V46H207ZM207 47H205V48L208 49ZM2 48H3V49H2ZM22 48H21V49H22ZM43 48L46 49V48H45V45H44ZM54 48H52V50H53ZM61 48H63V47H61ZM66 48H67V45H66ZM66 48H63V49L60 50V51H63V50L66 49ZM210 48H209V49H210ZM8 49H9V48H8ZM18 49H19V48H18ZM18 49H17V50H18ZM35 49H36V48H35ZM44 49H42V50H44ZM56 49H55V51H56ZM58 49H60V48H58ZM67 49H68V48H67ZM155 49H156V48H155ZM155 49H154V50H155ZM158 49H159V48H158ZM214 49H216V48H214ZM219 49H221V51H219ZM0 50H3V51H4V46L1 47ZM29 50L31 51L32 49H29ZM29 50H28L27 56H28V54H29V52H30ZM33 50H34V49H33ZM42 50L40 49V51H42ZM46 50H47V49H46ZM46 50H44V51L46 52V55H45L46 57H45V58H47V55H48ZM85 50H86V49H85ZM87 50H88V48H87ZM122 50H123V49H122ZM204 50H205V49H204ZM241 50H238V51H241ZM22 51H23V50L20 51V54H19V52H17V53H18L17 55H18L19 57L16 56L15 53H13V55H11V54H9V53H8L9 55L6 54V57L9 56V58H10V59L8 58V59H9L8 62H11V65L13 66V69H12V70H14V68L16 69L17 66L21 65L20 63L24 62L23 59H27V58H28V57H26V56H25L26 58L23 57L24 55H23V52H22ZM48 51H49V50H48ZM67 51H69V49H68ZM67 51L64 50L65 53H66ZM81 51L83 52L84 50H81ZM115 51H116V50H115ZM213 51H214V50H213ZM1 52H2V51H1ZM25 52H26V50H24V54H25ZM31 52H32V51H31ZM57 52H59V50H57ZM64 52H61V53L64 54ZM87 52H89V51H87ZM87 52H86V53H87ZM174 52H175V51H174ZM4 53H6V51H4ZM4 53L2 52L3 55H4ZM55 53H56V52H55ZM55 53H54V54H55ZM69 53H71V52H69ZM69 53H68V54H69ZM155 53H157V52H155ZM170 53H171V52H170ZM242 53H243V52H242ZM38 54H39V53H38ZM38 54H37V55H38ZM41 54L44 55L45 53L42 52V53H40V55H41ZM54 54H52V55H54ZM59 54H60V52H59ZM81 54H82V53H81ZM81 54H80V55H81ZM89 54H90V56H89ZM153 54H154V53H153ZM164 54H165V53H164ZM243 54H245V53H243ZM0 55H1V53H0ZM3 55H1L0 57L4 58L5 55H4V57H3ZM10 55H11V56H10ZM20 55H21V56H20ZM32 55H33V54H32ZM52 55H50L49 57H51ZM65 55L67 56V54H65ZM65 55H62V56H64V58H65ZM160 55H161V54H160ZM172 55H173V54H172ZM238 55H239V54H238ZM258 55L260 56L259 53H258ZM258 55H257V56H258ZM38 56H39V55H38ZM55 56H56V54H55ZM82 56H83V55H82ZM155 56H156V55H155ZM175 56H176V54H175ZM257 56H256V54L253 55L254 58H255V57H256V58H259V56H258V57H257ZM15 57H16V58H15ZM39 57H40V56H39ZM41 57H42V56H41ZM49 57H48V58H49ZM89 57H90V58H89ZM120 57H121V56H120ZM153 57H154V56H153ZM157 57H158V56H157ZM159 57H160V56H159ZM241 57H242V54H241ZM260 57L262 58V57H264V56H260ZM2 58H1V60H2ZM13 58H15V60H14ZM22 58H23V59H22ZM34 58L37 59L36 56H34ZM48 58H47V59H48ZM56 58H57V57H55V59H56ZM68 58H69V57H68ZM68 58H67V59H68ZM70 58H71V57H70ZM83 58H84V57H83ZM117 58H119V57H117ZM164 58H165V57H164ZM176 58H177V57H176ZM243 58H244V56H243ZM246 58H247V56H246ZM261 58H259V59H261ZM29 59H30V58H29ZM39 59H40V58H39ZM49 59H52V58H49ZM49 59H48V60H49ZM59 59H60V58H59ZM62 59H63V58H61V60H62ZM67 59H66V61L68 62L69 60H67ZM81 59H82V58H81ZM89 59H90V60H89ZM121 59H122V58H121ZM128 59H129V58H128ZM154 59H155V58H154ZM244 59H245V58H244ZM249 59H250V58H249ZM40 60H41V59H40ZM61 60H60V61H61ZM64 60H65V59H63L62 62H63ZM71 60H73V59L71 58ZM78 60H80V59H78ZM131 60H132V59H131ZM152 60H153V59H152ZM157 60H158V59H157ZM159 60H160V59H159ZM256 60H257V59H256ZM262 60H264V58H262ZM21 61H22V62H21ZM27 61H28V60H27ZM29 61H30V60H29ZM45 61H46V60H45ZM50 61H51V60H50ZM50 61H48V62H46V63H49ZM53 61H54V59H52V61H51L53 64L55 63V64H54V65H55L54 67H51V68H50V67H47V64H46V66H45V64H44V66H45V67H44V68H45L44 71H45V72H44L43 69H42V73H41V75H42L43 72H44V75H45V78H44V79H45V80H41V81L39 80V81H40L39 84L41 85V86H40L41 90H42V88H43V90L45 91V89L48 88V86L50 85L51 82H55V81H57V80L59 79L58 77H52V75L54 74V71L57 70V69H56V68H57L56 66L59 65V64L56 65V62H53ZM56 61H57V59H56ZM60 61H59V62H60ZM66 61H64V62H66ZM73 61H74V60H73ZM73 61H71V62H73ZM251 61H252V60H251ZM258 61H259V60H258ZM258 61H257V62H258ZM260 61H261V60H260ZM0 62H1V61H0ZM4 62H6V60L3 61V63H4ZM31 62H33V61H31ZM57 62H58V61H57ZM64 62H63L62 64H60V65L62 66V65L64 64ZM67 62H66V63H67ZM77 62H78V61H77ZM77 62H76V64H77ZM81 62H82V61H81ZM83 62H85V59L83 60ZM154 62H155V61L153 60V63H154ZM178 62H179V61H178ZM261 62H263V61H261ZM29 63H30V62H29ZM74 63H75V62H74ZM78 63H79V62H78ZM7 64H8V63H7ZM18 64H19V65H18ZM38 64H39L40 66H38V65H37V66L40 68L42 64H40L39 62H38ZM53 64H52V65H53ZM70 64H72V63H70ZM70 64H69V65H70ZM82 64H84V63H82ZM148 64H150V63H148ZM160 64H161V62H160ZM166 64H167V63H166ZM180 64H181V63H180ZM257 64H258V63H257ZM1 65H2V64H1ZM25 65H26V63H24V66H25ZM30 65H31V68L29 67L30 69H28V67H25V68H27V70H29L30 79H28V78H29V77H28V74H26L25 70H23V71L25 72L24 74H26V76H27V77L25 76V78H27V80H28V81H27V84H28V85H25V84L23 83L24 81L22 82V84H23L24 86H28L27 88L25 87L24 89H23V87H22L23 90L26 89V92H25L26 94L24 93L25 95H22V96H25L23 99L19 98L17 94H15V95H14L15 97H13V96H12L13 94H11V92L9 93V89L11 90V88H10V87H11V86H10L11 82H10V84H8V87H9V88H6V90L8 89V92H7V93L10 94V96L8 95L9 97L7 96L6 98H9L10 101H9V104L6 102V104H7L8 106H7L6 104H5V105H6L7 108H9V110H11V111H8V112H13V114L15 115V117H14V115L11 113V114L13 115V116L11 117V115H10V113H9V116H10L11 118H10V117H7V118H8L9 120L11 119V120H12L11 122H14V120H16V119L18 120V118H21V115H22V114H20V113H23L22 117H23V116H25V117L27 116V117H28L29 114H30V116H31L34 120H35L34 117H37V116H38V115L33 116V114H34L35 111L33 112L32 110H34V108H35V104H34V102H36V100H37V98H38L37 96H39V94H40V88H39V86H38V84H37L38 89H39V91H38L39 93H38V94L32 89V83L34 84V82H35L34 80H35V74H36V71H37V70L34 69V68H35V67H34L35 62L30 63L29 66H30ZM69 65H68V63H67V66H69ZM77 65L80 66L79 64H77ZM85 65H86V64H84V66H85ZM87 65H88V64H87ZM158 65H159V64H158ZM163 65H164V64H163ZM15 66H16V67H15ZM24 66H23V67H24ZM48 66H49V64H48ZM63 66H64V65H63ZM70 66H71V65H70ZM72 66H73V65H72ZM81 66H82V65H81ZM81 66H80V68H81ZM170 66H171V64H170ZM258 66H260V64H259ZM263 66H264V64H263ZM181 67H182V66H181ZM185 67H186V66H185ZM256 67H257V66H256ZM260 67H262V65H261ZM10 68H11V67H10ZM21 68H22V67H21ZM36 68H37V67H36ZM41 68H42V67H41ZM68 68H69L70 70L72 69V67H71V68L68 67ZM73 68H74V66H73ZM78 68H79V67H78ZM84 68H86V66L83 67V68L81 69V70H82V74H84V72H83V70L85 71ZM90 68H91V67H90ZM156 68H157V67H156ZM156 68H155L154 70H156ZM158 68H159V67H158ZM183 68H184V67H183ZM258 68H259V67H258ZM258 68H257V71L259 70ZM3 69H4V68H3ZM8 69H9V67H8ZM8 69H7V70H8ZM19 69H20V68H19ZM23 69H24V68H23ZM61 69H62V71H64V67L61 68ZM74 69H75V68H74ZM86 69H87V68H86ZM104 69H103V70H104ZM169 69H170V67H169ZM181 69H182V68H181ZM181 69H180L179 71H181ZM184 69H185V68H184ZM7 70H6V72H7ZM9 70H10V69H9ZM9 70H8V72H11V70H10V71H9ZM35 70H36V71H35ZM40 70H41V69H40ZM40 70L38 69L37 72H39ZM65 70H66V68H65ZM67 70H68V69H67ZM77 70H78V69H77ZM79 70H80V69H79ZM79 70H78V71H79ZM87 70H89V69H87ZM87 70H86V71H87ZM151 70H152V69H151ZM167 70H168V69H167ZM261 70H262V69H260L259 71H261ZM263 70H264V67H263ZM74 71H76V70H74ZM78 71H76V72L78 73ZM157 71L160 72V69L157 70ZM4 72H5V71H4ZM8 72H7V73H8ZM60 72H61V70H60ZM60 72H59V73H60ZM68 72H69V71H68ZM76 72H75V73H76ZM87 72H88V71H87ZM87 72H85V74H87ZM98 72H99V70H98ZM105 72H106V71H105ZM112 72H111V73H112ZM153 72H154V71H153ZM261 72H262V71H261ZM0 73H1V72H0ZM59 73L57 72V74H56V72H55L56 75L60 76L62 73H61V74H59ZM63 73L66 75L67 72L65 73V71H64ZM77 73H76V74H77ZM92 73H93V72H92ZM114 73H115V72H114ZM147 73H148V72H147ZM167 73H168V72H167ZM186 73H187V72H186ZM68 74H69V73H68ZM72 74H73V72H72ZM78 74H79V73H78ZM78 74H77V75H78ZM82 74H81V75H82ZM85 74H84V75H85ZM93 74H94V73H93ZM122 74H123V73H122ZM160 74H161V73H160ZM163 74H165L164 76L167 75L166 73H164V71H163ZM0 75H1V74H0ZM6 75H7V74H6ZM6 75L4 74V75H2V76H4L5 78H8V77H7L8 75H7V76H6ZM36 75H39V73L36 74ZM44 75H43V76H44ZM56 75H53V76H56ZM62 75H63V74H62ZM84 75H83V76H84ZM90 75H92V74L90 73ZM175 75H176V74H175ZM175 75H174V76H175ZM240 75H241V78H242V82H244V83L247 85V86H245V87H248V86L251 84V81H249V75H248L246 72H243V71H241ZM257 75H258V76H261L262 73H260V75H259V73H258ZM39 76H40V75H39ZM43 76H41V77H39V78H40V79H41V78L43 79ZM67 76H68V75H67ZM70 76H71V74H70ZM73 76H74V75H73ZM93 76H94V75H93ZM93 76H91V77H93ZM155 76H156V77H159L160 75H158V76L155 75ZM168 76H169V75H168ZM172 76H173V75H172ZM172 76H171V77H172ZM178 76H179V75H178ZM192 76H193V75H192ZM4 77H3V78H4ZM36 77H37V76H36ZM61 77H62V76H61ZM87 77H88V76H87ZM105 77H107L106 73H105ZM111 77H112V76H111ZM160 77H161V76H160ZM169 77H170V76H169ZM176 77H177V76H176ZM262 77L264 78V72H263ZM39 78H37V79H39ZM51 78H53V79H51ZM62 78H63V77H62ZM83 78H85V76L82 77L81 79H83ZM88 78H89V77H88ZM102 78H103V77H102ZM107 78H109V77H107ZM130 78H131V77H130ZM161 78H162V77H161ZM164 78H165V77H164ZM221 78H223V76H222ZM252 78H254V77H252ZM252 78H251V79H252ZM255 78L257 79L258 77L255 76ZM259 78H260V77H259ZM60 79H61V78H60ZM72 79H73V77H72ZM74 79H75V78H74ZM110 79H111V78H109V80H110ZM165 79H166V78H165ZM225 79H226V78H225ZM225 79H224L225 82L221 79L220 83H218V82L216 83V84H218V85H215V86L211 87L210 93H209V91H208L209 89L207 90V92L210 94L211 98L214 100L213 106H214L215 108H217V110H216V109H215V110L218 111V112H220V113L222 114V119L225 118V119L223 120V123L225 124V127H222V126H220V124L217 123V121H216V118H217V117H215L217 113L214 114V112H215V111L213 112V108H214V107L212 108V106H211L209 103H207V101H206V99H205L206 93L203 94L202 91H200V90H198V89H195V88L190 89V90H187V91H188V94H189V97H190V98L193 100V102L195 103V107H196V108H194V109H195V110L197 109V111H199V112L205 110V112H207V113L210 114V115H209L210 120H211V125H210V126L212 127V139L210 140L212 146H210V148H211V147H212V148H211V153H210V155L208 156V158H209V160H208V166H209V165L211 166V164H212V159L214 158V156H216V155H215V146H216V145H215V143H213L216 134H219V137H218L217 140L220 139V136L223 138V140H224V142H225V146H226L227 151H229L228 147L231 146V140H232V139L234 140V138L236 137V136H235V131H234V128H233V123L231 122V120L228 121V117L226 116V115H228V116L231 115L232 110H234V109H233V107H234L233 105H234V104H233L232 97H231V93H230V92H231V89H229L230 82L227 81V82L229 83V85H228V83H226V80H228V79H226V80H225ZM251 79H250V80H251ZM1 80H2V79H1ZM4 80H5V79H4ZM7 80H8V81H7ZM9 80H10V78L6 79V80L3 81V82H4V83H6V82L9 83ZM68 80H69V79H68ZM83 80L86 81L85 79H83ZM90 80H92V79H90ZM90 80H88V81H90ZM97 80H98V82H99V77H98ZM103 80H104V79H103ZM107 80H108V79H107ZM126 80H127V79H126ZM132 80H133V79L130 80V83H131ZM148 80H149V79H148ZM157 80H158V79H157ZM169 80H170V79H169ZM173 80H174V79H173ZM178 80H179V79H178ZM182 80H183V79H182ZM216 80H217V79H216ZM229 80H230V79H229ZM39 81H38V82H39ZM42 81H44V82H43L44 85H43V83H41ZM60 81H63V80H60ZM66 81H67V77H66V80H65L64 83H66ZM71 81H72V80H71ZM71 81H70V82H71ZM75 81H76V80H75ZM104 81H106V80H104ZM135 81H136V80H135ZM161 81H162V80H161ZM164 81H165V80H164ZM218 81H219V80H218ZM28 82H29V83H28ZM38 82H37V83H38ZM86 82H87V81H86ZM110 82H111V81H110ZM127 82H128V81H127ZM162 82H163V81H162ZM168 82H169V81H168ZM170 82H171V81H170ZM177 82H178V81H177ZM194 82L196 83V81H194ZM248 82H249V85H248ZM25 83H26V79H25ZM58 83H59V82H58ZM67 83H68V82H67ZM107 83H108V82H107ZM123 83H124V82H123ZM151 83H152V82H151ZM154 83H155V82H154ZM190 83H193V82H190ZM195 83H194V84H195ZM30 84H31V85H30ZM35 84H36V83H35ZM51 84H52V83H51ZM55 84H57V83H55ZM59 84H61V83H59ZM59 84H58V85H59ZM84 84H85V82H84ZM90 84H91V81H90ZM124 84L126 85V84H128V83H124ZM124 84H122V85H124ZM131 84H133V83H131ZM131 84H130V85H131ZM174 84H175V83H174ZM219 84H223V85H224V88H226V89H225L226 92L224 93V96H225V97L221 94L222 91L220 92L221 87H220V90H219V86H220ZM231 84H232V83H231ZM259 84H260V83H259ZM5 85H7V84H5ZM5 85H4V86H5ZM15 85H16V84H15ZM52 85H54V83H53ZM52 85L49 86V89H50V87H51V88L53 87ZM62 85H63V83H62ZM75 85H77V84H75ZM75 85L73 84L72 86L74 87ZM81 85L83 86L82 83H81ZM85 85H86V84H85ZM109 85H111V84H109ZM125 85H124V86H125ZM140 85H141V84H140ZM149 85H151V84H149ZM152 85H153V84H152ZM152 85H151V86H152ZM160 85H161V84H160ZM12 86H13V84H12ZM16 86L18 87V85H16ZM21 86H22V85H21ZM35 86H36V85H35ZM37 86H36V87H37ZM44 86H45V87H44ZM54 86H55V85H54ZM63 86H64V88H65V84H64ZM72 86H71V87H72ZM77 86L80 88V91H81L82 86H81V87H80V85H77ZM97 86H99V84H97ZM97 86H96V87H97ZM103 86H104V85H103ZM107 86H108V85H106V87H107ZM111 86H112V85H111ZM113 86H114V85H113ZM115 86H114V87H115ZM134 86H135V84H134ZM136 86H137V85H136ZM147 86H148V85H147ZM147 86H146V87H147ZM157 86H158V85H157ZM167 86H169V85H167ZM197 86H198V85H197ZM230 86H231V85H230ZM6 87H7V86H6ZM13 87H14V86H13ZM17 87H16V88H17ZM56 87H57V86H56ZM61 87H62V86H61ZM75 87H76V86H75ZM86 87H89V86H86ZM91 87H92V86H91ZM101 87H102V86H101ZM155 87H156V86H155ZM16 88H15V89H16ZM33 88H35V87L33 86ZM44 88H45V89H44ZM59 88H60V87H59ZM66 88H67L66 91L68 92V88L70 89V87L67 85ZM76 88H77V87H76ZM92 88H93V87H92ZM92 88H91V90L94 91V90L97 89L98 87H97V88H93V89H92ZM108 88H110V87L108 86ZM136 88H140V87H136ZM144 88H145V87H144ZM152 88H153V87H152ZM158 88H159V87H158ZM180 88H181V87H180ZM12 89H13V88H12ZM57 89H58V88H56V90H57ZM77 89H78V88H77ZM77 89H73V90L75 91V90H77ZM89 89H90V88L87 89V92H88ZM112 89H113V88H112ZM156 89H157V88H156ZM156 89H153V90L156 91ZM172 89H173V88H172ZM227 89H228V90H227ZM16 90L18 91V88H17ZM19 90H20V89H19ZM43 90H42V91H43ZM52 90H53V91H51V92L56 91V90H54V87L52 88ZM61 90H62V88H61ZM82 90H83V88H82ZM91 90H90V91H91ZM97 90H98V89H97ZM103 90H104V89H103ZM116 90L118 91V89H116ZM116 90H115V91H116ZM123 90H124V89H123ZM123 90H122V91H123ZM130 90L133 91V89H130ZM142 90H143V89H142ZM146 90L149 91L150 89L148 88V89H146ZM175 90H176V89H175ZM183 90H184V92H185V89H183ZM223 90H224V89H223ZM232 90H233V88H232ZM42 91H41V92H42ZM44 91H43V92H44ZM49 91H50V90H49ZM59 91H60V89H59ZM63 91H64L63 93L65 94V90H63ZM69 91H71V89H70ZM78 91H79V90H78ZM83 91L85 92V90H83ZM105 91H106V90H104V92H105ZM138 91H139V90H138ZM138 91H137V92H138ZM140 91H141V88H140ZM144 91H145V90H144ZM144 91H142V92H144ZM151 91H152V90H151ZM158 91H159V90H158ZM187 91H186V92H187ZM228 91H229V92H228ZM2 92H3V91H1V94H0V95H2V94L4 93V92H3V93H2ZM12 92H13V91H12ZM51 92H50V94H51ZM57 92H58V91H57ZM87 92H86V93H87ZM95 92H96V93H95ZM123 92H124V91H123ZM156 92H157V91H156ZM156 92H154V93L157 95ZM176 92H177V91H176ZM176 92H175V93H176ZM178 92H179V91H178ZM232 92H233V91H232ZM248 92H249V91H248ZM263 92H264V91H263ZM5 93H6V92H5ZM7 93H6L5 95H7ZM17 93L20 94V92H17ZM58 93L62 94L61 92H58ZM72 93H75V92H72ZM76 93H77V91H76ZM94 93H95V95H94L93 93L90 92V94H93L92 96L95 97L96 94H97V91H94ZM133 93H134V91H133ZM138 93H139V92H138ZM147 93H149V92H147ZM147 93H146V94H147ZM175 93H174V95H175ZM255 93H256V92H255ZM22 94H23V93H22ZM42 94L45 95V93H41L40 96H44V95H42ZM54 94H55V93H54ZM54 94H53V95H54ZM56 94H57V93H56ZM56 94H55L54 96L52 95V96L54 97V99H55ZM69 94H70V92H69ZM79 94H80V92H79ZM79 94H75L76 96H73V98H74V97H75V98L77 97V102H76V103H77L78 105H79V104H82V103H80V102H82V101L79 100L80 102H78V96H79ZM87 94H88V93H87ZM101 94H102V93H101ZM105 94H106V93H105ZM108 94H109V93H108ZM120 94H121V93H120ZM136 94H137V93H136ZM142 94H143V93H142ZM155 94H154V95H155ZM159 94L161 95V92H160ZM159 94H158V95H159ZM171 94H173V93H171ZM171 94H169V95H171ZM179 94H180V93H179ZM209 94H208V96H209ZM46 95H48V94H46ZM58 95H59V94H57V96H58ZM62 95H63V94H62ZM65 95H66V94H65ZM65 95H64V96H65ZM67 95H68V94H67ZM70 95H71V94H70ZM73 95H74V94H73ZM77 95H78V96H77ZM80 95H82V94H80ZM103 95H104V94H103ZM103 95H102V96H103ZM122 95H123V94H122ZM166 95H167V93H166ZM166 95H165V96H166ZM176 95H177V94H176ZM185 95H186V94H185ZM185 95H184V96H185ZM204 95H205V96H204ZM232 95H233V93H232ZM260 95H262V94H259V96H260ZM2 96H3V95H2ZM2 96H1V97H2ZM50 96H51V95H50ZM59 96H60V95H59ZM59 96H58V97H59ZM68 96H69V95H68ZM108 96H109V95H108ZM112 96H113V95H112ZM128 96H129V95H128ZM165 96H164V97H165ZM177 96H178V95H177ZM177 96H176V97H177ZM181 96H183V94H182ZM184 96H183V97H184ZM222 96L224 97V99H226V101L223 100V97H222ZM250 96H251V95H250ZM44 97H45V99L47 98L45 104H46V105H49V108H50V106L53 107V105H57V103L55 104V102H58V103L61 102V101L59 102V101L57 100V98H56L57 101L53 102V101H52L53 98H52V100L50 101V99H51L50 97H49V98H48L47 96H44ZM84 97H90V96H84ZM133 97H134V96H133ZM148 97H149V96H148ZM148 97L146 98V100H148ZM152 97H153V96H152ZM154 97H155V96H154ZM164 97H163V98H164ZM172 97H173V96H172ZM176 97H175V98H176ZM187 97H188V96H187ZM2 98H3V97H2ZM59 98H60V97H59ZM75 98H74V100L71 99V100H73V101H72L73 103H75L74 101H76ZM81 98H82V96H81ZM118 98H119V97H118ZM129 98H130V97H129ZM163 98H162V99H163ZM178 98H179V97H178ZM3 99H5V97H4ZM63 99H64V98H62V100H63ZM69 99H70V98H69ZM94 99H95V98H94ZM94 99H93V100H94ZM100 99H101V98H100ZM103 99H104V98H103ZM103 99H102V100H103ZM111 99H113V97H112ZM126 99H127V98H126ZM138 99L140 100L141 98H138ZM138 99L136 98V100H138ZM144 99H145V98H144ZM151 99H152V98H151ZM166 99H167V98H166ZM168 99H170V98H168ZM42 100H43V99H42ZM60 100H61V98H60ZM81 100H83V99H81ZM96 100H97V97H96ZM106 100H107V99H106ZM115 100H116V98H115ZM124 100H125V99H124ZM128 100H129V99H128ZM139 100H138V102H139ZM146 100H143V103L146 102ZM175 100H176V99H175ZM179 100H181V98H180ZM187 100H188V99H187ZM187 100H186V101H187ZM260 100H261V99H260ZM38 101H41V100H37V102H38ZM90 101H91V104H89V101H88L87 104H89V106L92 105V107H93V103H92L93 101H92V99H91ZM117 101H119V100H117ZM125 101H126V100H125ZM134 101H135V100H134ZM141 101H142V100H141ZM141 101H140V102H141ZM149 101H150V100H149ZM149 101H147V102H149ZM153 101H154V100H153ZM164 101H165V100H164ZM171 101H172V103L174 102V100H171ZM41 102H42V101H41ZM67 102H68V101H67ZM72 102L70 101V103H72ZM95 102H96V101H94V104L97 105L98 102H96V103H95ZM111 102H112V101H111ZM115 102H116V101H115ZM140 102H139V104H141ZM147 102H146V103H147ZM39 103H40V102H38V104H39ZM62 103H63V101L61 102V107H59L60 110L57 109L58 112H59V111H60V112L63 111V110H61V109H64V111H65V106H62ZM70 103H68V104H70ZM76 103H75V104H76ZM83 103H84V102H83ZM106 103H107L106 105H108L109 100H108V102H106ZM121 103H123V100H122ZM130 103H131V102H130ZM132 103H134V102H132ZM161 103H163V102L161 101ZM164 103H165V102H164ZM180 103H181V102H180ZM210 103H211V102H210ZM242 103H243V102H242ZM0 104H2V100H1V103H0ZM31 104H32V105L34 104V105H33V108L31 107ZM38 104H37V106H39ZM41 104H42V103H41ZM43 104H44V103H43ZM43 104H42V105H43ZM66 104H67V103H66ZM66 104H65V105H66ZM75 104H73V106H74ZM77 104H76V105H77ZM85 104H86V99H85V103H84V105H85ZM135 104H136V103H135ZM175 104H176V101H175ZM186 104H187V103H186ZM188 104H189V103H188ZM3 105H4V104H3ZM29 105H30V106H29ZM59 105H60V104H59ZM63 105H64V103H63ZM78 105H77V106H78ZM96 105H94V106H96ZM181 105H182V104H181ZM189 105H190V104H189ZM259 105H260V104H259ZM259 105H258V106H259ZM26 106H27V107H28V106L30 107L29 110H28V108H27ZM70 106L72 107V104H70ZM70 106H69V108H71ZM79 106H82V105H79ZM87 106H88V105H87ZM98 106H99V103H98ZM98 106L95 107V108H98ZM130 106H131V104H130ZM161 106L163 107V105H161ZM161 106H160V107H161ZM165 106H166V105H165ZM165 106H164V107H165ZM184 106H185V104H184ZM24 107H26V109H25ZM40 107H41V106H40ZM40 107H39V108H40ZM43 107H44V106H43ZM47 107H48V106H47ZM67 107H68V106H67ZM103 107H104V106H103ZM107 107H108L109 109L111 108V107H109V106H107ZM112 107H113V105H112ZM157 107L160 108L159 106H157ZM166 107H167V106H166ZM185 107H186V106H185ZM185 107H184V108H185ZM0 108H1V107H0ZM2 108H5V106L2 107ZM2 108H1V109H2ZM31 108H32V109H31ZM41 108H42V107H41ZM49 108H47V109H49ZM55 108H56V107H55ZM57 108H58V106H57ZM74 108H75V107H74ZM78 108H79V107L76 108L77 111H78ZM81 108H82V107H81ZM83 108L85 109V106H83ZM101 108H102V106L99 107L100 111H101ZM104 108H106V107H104ZM129 108H131V107H129ZM145 108H146V106H145ZM188 108H189V107H188ZM230 108H231V111L229 112V114H230V115H229V114L227 113V112H228L227 110L230 109ZM263 108H264V107H263ZM20 109H21V110H22V109H25L26 111H29V113L26 112L25 110H23L22 112L19 113L18 111H20ZM43 109H44V108H43ZM114 109H115V108H114ZM160 109H161V108H160ZM177 109H178V108H177ZM182 109H183V108H182ZM202 109H204V110H202ZM259 109H260V108H259ZM7 110H8V109H6V111H7ZM30 110H31L32 112H30ZM35 110H36V112H37L39 109L37 110V108H36ZM41 110H42V109H41ZM41 110H40V111H41ZM54 110H55V109H54ZM66 110H67V108H66ZM70 110H71V109L67 110V112H66L65 114H64V112H61V113L63 114V116L66 115V114L68 115V114L70 113V112L68 113V111H70ZM85 110H86V109H85ZM93 110H94V108H93ZM93 110H92V111H93ZM107 110H108V109H107ZM122 110H123V109H122ZM131 110H132V109H131ZM133 110H134V109H133ZM145 110H146V109H145ZM157 110H159V109H157ZM167 110H168V109H167ZM40 111H39V112H40ZM45 111H46V110H45ZM47 111H48V110H47ZM51 111H52V110H50V112H51ZM74 111H75V110H74ZM74 111H73V112H74ZM80 111H81V110H80ZM100 111L98 110V112H100ZM104 111L106 112V109H105ZM110 111H112V109H110ZM136 111H137V110H135V112H136ZM141 111H142V110H141ZM159 111H160V110H159ZM178 111H179V109H178ZM180 111H181V110H180ZM245 111H246V110H245ZM252 111H253V110H252ZM14 112H15V113H14ZM17 112H18V113H17ZM25 112H26V114H25ZM36 112H35V114H36ZM39 112H38V113H39ZM54 112H55V111H54ZM60 112H59V114H60ZM73 112H72V115H75V114H76V111L74 112L75 114H74ZM85 112L87 113V111H85ZM89 112H90V111H89ZM89 112H88L87 114H89ZM108 112H109V111H108ZM124 112H125V111H124ZM153 112H154L153 114H157V115L160 114V113H158L157 111H156V112L153 111ZM263 112H264V111H263ZM4 113H5V112H4ZM16 113L19 114V115H17ZM38 113H37V114H38ZM40 113H41V112H40ZM44 113H45V112H44ZM52 113H53V112H52ZM56 113H57V112H56ZM77 113H79V112H77ZM91 113H92V112H91ZM93 113H94V112H93ZM102 113H103V112H102ZM220 113H219V114H220ZM226 113H227V114H226ZM249 113H250V112H249ZM251 113H252V112H251ZM31 114H32V115H31ZM47 114H49V112H48ZM62 114H61V115H62ZM81 114H82V113H80V116H81ZM84 114H85V113H83V116H84ZM97 114H98V113H97ZM97 114H96V115H97ZM105 114H106V113H105ZM129 114H130V112H129ZM41 115H44V114H41ZM77 115H78V114H77ZM77 115H75V116H77ZM85 115H86V114H85ZM114 115H115V114H114ZM144 115H145V114H144ZM160 115H161V114H160ZM186 115H187V113H186ZM189 115H190V114H189ZM191 115H192V114H191ZM203 115H204V114H203ZM203 115H202V116H203ZM244 115H245V114H244ZM247 115H248V114H247ZM247 115H246V116H247ZM249 115H250V114H249ZM16 116H17V117H16ZM19 116H20V117H19ZM30 116H29V120H30V122H32V120H31L32 118H30ZM39 116H40V114H39ZM59 116H60V115H59ZM59 116H57V117L60 118ZM63 116H61L60 120H62V117H63ZM75 116H73L74 119H77V120L79 121L80 116L78 115L79 118H76ZM94 116H95V115H94ZM99 116H100V115H99ZM101 116H102V115H101ZM104 116H105V115H104ZM161 116H162V115H161ZM172 116H173V115H172ZM181 116H183V115H181ZM237 116H238V115H237ZM242 116H243V115H242ZM259 116H260V115H259ZM13 117H14V119H13ZM44 117H45V116H44ZM46 117L48 118L49 116L46 115ZM51 117H52V116H51ZM64 117H66V116H64ZM69 117H71V116H69ZM81 117H82V116H81ZM85 117H86V116H85ZM97 117H98V116H96L95 118H97ZM102 117H103V116H102ZM102 117H101V119H102ZM117 117H118V116H117ZM143 117H145V116H143ZM157 117H159V120L161 119L160 116H157ZM175 117H176V116H174L173 118H175ZM4 118H5V117H4ZM7 118H5V119L7 120ZM15 118H16V119H15ZM23 118H24V117H23ZM47 118H46V119H47ZM53 118L55 119V117H52V119H53ZM58 118H57V119H58ZM93 118H94V117H93ZM93 118H91V119H93ZM103 118H105V117H103ZM112 118H113V117H112ZM126 118H127V117H126ZM136 118H137V117H136ZM150 118H152V117H150ZM150 118L148 119V122H146V124H147V123H150V122H149V121L151 120ZM203 118H204V117H203ZM205 118H206V117H205ZM229 118H230V117H229ZM49 119H50V118H49ZM54 119H53V120H54ZM57 119L55 120V125H56V121H57ZM63 119H64V118H63ZM65 119H66V118H65ZM70 119H72V118H70ZM82 119L84 120L85 118L82 117ZM127 119H128V118H127ZM185 119H186V118H185ZM199 119H200V118H199ZM36 120H37V119H36ZM47 120H48V119H47ZM77 120H76V121H77ZM83 120H81V122H82ZM112 120H113V119H112ZM137 120H138V119H137ZM154 120H155V119H154ZM156 120H158V119H156ZM176 120H177V119H176ZM179 120H180V119H179ZM50 121H51V119H50ZM62 121H63V120H62ZM67 121H68V118H67ZM70 121H71V120H70ZM92 121L94 122V119H93ZM99 121H101V120H99ZM127 121H129V120H127ZM130 121H131V120H130ZM181 121H182V119H181ZM198 121H199V120H198ZM8 122H9V121H7V122L5 123V124H6V125H5L6 127L8 126V125H7ZM18 122H19V121H18ZM28 122H29V121H28ZM28 122H26V123H28ZM36 122H38V120H37ZM39 122H40V119H39ZM48 122H49V120L47 121V123H48ZM72 122H73V119H72ZM93 122H90L89 125H90V124L92 125ZM102 122H103V121H101V123H102ZM109 122H110V121H109ZM117 122H118V121H117ZM161 122H162V121H161ZM205 122H207V121L205 120V121H204V124H205ZM229 122L232 123V127H231V125H230L231 123L229 124ZM14 123H15V122H14ZM34 123H35V121L32 122V124H34ZM44 123H45V121H44ZM57 123H60V124H61L60 121H57ZM68 123H71V122H68ZM77 123H78V122H77ZM79 123H80V122H79ZM97 123H99V122H97ZM101 123H100V124H101ZM114 123H115V122H114ZM131 123H132V122H131ZM199 123H200V122H199ZM8 124L10 125V124H12V123H8ZM32 124H31L30 126H29V125H28V126L31 127ZM35 124H36V123H35ZM50 124L52 125L53 123L50 122V123L44 125L45 128L47 127V125H50ZM60 124H58L59 129L62 130V129H61V128H62V127H61L62 124H61V125H60ZM71 124H73V123H71ZM93 124H94V123H93ZM140 124H141V123H140ZM207 124H208V123H207ZM224 124H223V125H224ZM15 125H16V124H15ZM20 125H21V124H20ZM23 125H24V124H23ZM23 125H22V126H23ZM26 125H27V124H26ZM40 125L42 126L41 122H40ZM40 125H39V127H40ZM51 125L48 126L47 128H49V127L51 128ZM55 125H54L55 130H57ZM66 125H67V122H66ZM96 125H98V124H95L94 126L96 127ZM133 125H134V124H133ZM148 125L150 126V124H148ZM184 125H185V123H184ZM248 125H249V124H248ZM22 126H21L20 128H23ZM28 126H25V127H28ZM34 126H35V125H34ZM34 126H33V127H34ZM68 126H69V125H67V127H68ZM70 126L72 127V125H70ZM98 126H99V125H98ZM126 126L128 127V125H126ZM204 126H205V125H204ZM208 126H209V125H208ZM210 126H209V127H210ZM9 127H10V126H9ZM35 127H38V126H35ZM35 127H34V128H35ZM39 127H38V128H39ZM79 127H80V126H79ZM90 127H93V126H90ZM90 127H89V128H90ZM147 127H148V126H147ZM183 127H184V126H183ZM34 128H32V130H33ZM41 128H42V127H41ZM43 128H44V127H43ZM45 128H44V131H45ZM47 128H46V129H47ZM75 128H77V127H75ZM96 128H97V127H96ZM112 128H113V127H112ZM112 128H111V129H112ZM149 128H150V127H149ZM185 128H186V127H185ZM185 128H184V129H185ZM246 128H247L248 131H250L251 126H250V127L247 126ZM4 129H5V128L2 127V129H1V131H0V137H1V138L4 136V135L1 134V133H2V130H4ZM10 129H12V128H10ZM10 129H9V130H10ZM13 129H14V128H13ZM13 129H12V130H13ZM16 129H17V128H16ZM26 129H27V128H26ZM30 129H31V128H30ZM30 129L28 128V130H30ZM52 129H54V128H53V125H52ZM87 129H88V128H87ZM90 129H91V128H90ZM90 129H89V130H90ZM92 129H94V127H93ZM109 129H110V128H109ZM109 129H108V130H109ZM145 129H146V128H145ZM202 129H203V128H202ZM9 130H8V131H9ZM12 130H11V132H12ZM24 130H25V128H24ZM32 130H31V131H32ZM36 130L40 131L39 129H36V128H35L32 132H34V131H36ZM42 130H43V129H42ZM83 130H84V131H83ZM83 130H82V132H80V134H79V133H78V135L75 134V136L78 137L79 135H81V133L84 134V132H86V131H85L86 129H83ZM89 130H87V131H89ZM94 130H95V129H94ZM96 130H98V128H97ZM120 130H121V129H120ZM147 130H149V129H147ZM243 130H244V129H243ZM19 131H20V132L17 134L18 136H20V135H22V134L25 133L24 131H21V129H20ZM46 131L48 132L49 130H46ZM46 131H45V132H46ZM50 131H51V130H50ZM52 131H53V130H52ZM52 131H51V132H52ZM57 131H58V130H57ZM64 131H65V130H64ZM67 131H68V129H66V132H67ZM69 131H70V130H69ZM69 131H68L67 133H70ZM90 131H91V133L88 134L87 137H89V136L91 137V136L94 134V133H92V130H90ZM101 131H102V130H101ZM117 131L119 132V127H118V130H117ZM16 132H17V131H16ZM23 132H24V133H23ZM32 132H31V133H32ZM47 132H46L45 134L48 136V133H49V132H48V133H47ZM59 132H61V131H58V132H57V133H58V135H57L58 137L60 136ZM77 132H78V130H77ZM118 132H117V133H118ZM120 132L122 133L123 131H120ZM149 132H150V131H149ZM203 132H204V131H203ZM205 132H206V131H205ZM20 133H21V134H20ZM31 133H30V134H31ZM38 133H39V132H38ZM43 133H44V132H43ZM43 133H42V131H41V134H43ZM99 133H101V132H99ZM103 133H104V131H103ZM105 133H106V132H105ZM110 133H111V132H110ZM117 133H115V134H117ZM200 133H201V131H200ZM13 134H14V133H13ZM19 134H20V135H19ZM27 134H28V133H27ZM34 134H36V136L39 135V134H37L36 132H35ZM34 134H32L33 137L35 136ZM55 134H56V133H55ZM71 134H74V132L71 133ZM86 134H87V133H86ZM96 134H97V133H96ZM111 134H112V133H111ZM113 134H114V133H113ZM123 134H124V133H123ZM204 134H206V133H204ZM259 134H260V132H259ZM43 135H44V134H43ZM50 135H51V133L49 134V136H50ZM61 135H63V133H61ZM105 135H106V134H105ZM109 135H110V134H109ZM120 135H121V134H120ZM120 135H119V136H116V138H117V145H115L116 147H115V146H114V147H111V146H112V145H111L110 148H109V154H110L111 158H113V161H114L115 163H118V164H120L119 161L121 160V146H122V145H120V142H119V141H120V139L123 138V137L120 136ZM138 135H140V134H138ZM201 135H202V134H201ZM247 135H248V134H247ZM12 136H13V135H12ZM18 136H16L15 138H17ZM75 136H74V140H75ZM84 136H86V135L84 134ZM94 136H95V135H94ZM132 136H133V135H132ZM141 136H142V135H141ZM145 136H146V135H145ZM145 136H144V137H145ZM52 137H53V136H52ZM52 137H51V138H52ZM64 137H65V136H64ZM92 137H93V136H92ZM120 137H122V138H120ZM130 137H131V136H130ZM136 137H137V135H136ZM136 137L133 136V138H136ZM249 137H250V136H249ZM261 137H262V136H261ZM4 138H5V137H3L2 139H0V145H1V140L3 141V143L6 142L5 144H3V145H4L3 148H5L6 145L8 144V143H7L8 141H7V139H6L7 137L5 138V140H4ZM15 138H14V139H15ZM31 138H32V137H31ZM34 138H35V137H34ZM38 138H41V137H38V136H37V138H35V139L38 140ZM65 138H67V137H65ZM93 138H94V137H93ZM109 138H110V137H109ZM127 138H129V135H128ZM203 138H204V137H203ZM8 139H9V138H8ZM29 139H30V138L28 137V135L24 134L23 136L18 137L17 140L15 139V141L13 142V144L8 145V148H11V151H12V152H13V151H14V152H17V151H18V148H19V144H20V142H21V144H24V143H25V144L28 145V141H29ZM52 139H53V138H52ZM54 139H55V138H54ZM56 139H57V138H56ZM70 139H71V138H70ZM76 139H77V138H76ZM80 139H81V138H80ZM86 139H88V138H86ZM97 139H98V138H97ZM104 139H105V138H104ZM113 139H114V138H113ZM143 139H145V138H143ZM235 139H236V138H235ZM45 140H46V139H45ZM45 140H43V142H44ZM65 140H66V139H65ZM77 140H78V139H77ZM82 140H83V139H81V141H82ZM110 140H111V139H110ZM114 140H115V139H114ZM129 140H132V138H130ZM129 140H128L127 142H129ZM138 140H139V139H138ZM140 140H142V139H140ZM145 140H146V139H145ZM206 140H207V138H206ZM206 140H205V141H206ZM32 141H33V139H32ZM56 141H59V139L56 140ZM56 141H55V142H56ZM60 141H62V140L60 139ZM60 141H59V142H60ZM103 141H104V140H103ZM205 141H204V139H203V142H205ZM208 141H209V140H208ZM237 141H238V139H237ZM22 142H24V143H22ZM30 142H31V140H30ZM37 142H38V141H37ZM40 142H42V141H40ZM45 142H46V141H45ZM47 142H48V141H47ZM53 142H54V140H53ZM63 142H64V141H63ZM63 142H62V143H63ZM90 142H91V140H90ZM90 142L88 143V141H87V144L89 145ZM92 142H93V141H92ZM92 142H91V143H92ZM109 142H110V141H109ZM111 142H112V141H111ZM127 142L125 143L126 145H128ZM49 143H51L50 140H49ZM49 143H46V144H49ZM81 143H82V142H81ZM112 143H114V141H113ZM115 143H116V142H115ZM138 143H139V141H138ZM205 143H206V142H205ZM263 143H264V142H263ZM41 144H42V143H41ZM51 144H52V143H51ZM60 144H61V143H60ZM64 144H66V142H64ZM69 144H71V143H69ZM94 144H95V143H94ZM121 144H122V143H121ZM125 144H124V145H125ZM233 144H234V143H233ZM30 145H31V144H30ZM32 145H33V144H32ZM38 145H40V144H38ZM44 145H45V143H43V146H44ZM52 145H53V144H52ZM55 145H56V144H55ZM57 145H58V144H57ZM57 145H56V146H57ZM66 145H67V144H66ZM66 145H65V146H66ZM73 145H74V144H73ZM205 145H206V144H205ZM240 145H241V143H240ZM21 146H22V145H21ZM24 146H25V145H24ZM24 146H22V147H24ZM34 146H35V145H34ZM36 146H37V145H36ZM45 146H46V145H45ZM47 146H48V145H47ZM53 146H54V145H53ZM63 146H64V145H63ZM65 146H64V147H65ZM75 146H79V145H76V144H75L74 147H75ZM92 146H93V145H92ZM101 146H102V145H101ZM232 146H233V145H232ZM25 147H28V146H25ZM25 147H24V148H25ZM30 147H31V146H30ZM50 147H51V146H50ZM67 147H68V146H67ZM67 147H65V148L67 149ZM74 147H73V148H74ZM86 147H88V146H86ZM124 147H125V146H124ZM204 147H205V146H204ZM20 148H21V147H20ZM31 148H32V147H31ZM31 148H30V149H31ZM43 148L46 149L45 147H43ZM43 148H42V149H43ZM61 148H63V147L61 146ZM65 148H63V149H65ZM81 148H82V147H81ZM94 148H95V145H94ZM125 148H126V150H127V149H128V146L125 147ZM236 148H237V147H236ZM238 148H239V147H238ZM1 149H2V146H1ZM28 149H29V148H28ZM36 149H37V148H36ZM36 149L34 150V148H33V151H32V152H33L34 154H35L36 151H37V152L40 151L39 149H37V150H36ZM48 149H49V148H48ZM50 149H52V148H50ZM50 149H49V150H50ZM68 149H69V148H68ZM82 149H83V148H82ZM90 149H91V148H90ZM92 149H93V148H92ZM2 150H3V149H2ZM5 150H6V149H5ZM22 150H23V148H22ZM53 150H54V149H53ZM59 150L62 152V154L65 155V153H63L64 150H61L60 148H59ZM80 150H81V149H80ZM209 150H210V149H209ZM209 150H208V151H209ZM237 150H238V149H237ZM26 151H27V150H25V152H26ZM50 151H51V150H50ZM50 151H48V153H49ZM85 151H86V150H85ZM95 151H96V150H95ZM240 151H241V150H240ZM21 152H22V151H21ZM21 152H20V153H21ZM25 152H22L23 155H25V154H24ZM37 152H36V153H37ZM40 152H41L42 155H43V153L46 154L45 151H40ZM40 152H39V153H40ZM51 152L54 153L55 151H54V152L51 151ZM51 152H50V156L52 155ZM61 152H59V153L61 154ZM77 152H78V151H76V152H74V153H77ZM80 152H83V151H80ZM80 152H79V153H80ZM96 152H97V151H96ZM98 152H99V151H98ZM103 152H104V151H103ZM105 152H106V151H105ZM127 152H128V151H127ZM244 152H245V151H244ZM5 153H6V152H5ZM22 153L20 154L21 156H22ZM26 153H27V152H26ZM55 153H56V152H55ZM59 153H58V154H59ZM66 153H67V152H66ZM79 153L75 154V158L77 157L76 155H78ZM242 153H243V152H242ZM8 154H9V152L7 153V156H8ZM16 154H19V152H17ZM41 154H40V155H41ZM58 154H56V156L59 157L60 154H59V155H58ZM98 154H99V153H98ZM106 154H107V153H106ZM203 154H204V153H203ZM206 154H207V152H206ZM206 154H205V155H206ZM9 155H10V154H9ZM13 155H15V154H13ZM20 155H18V156L16 155V156H17L16 158L18 159V157H21ZM28 155H29V154H28ZM28 155L26 156L27 159H29V158L31 159V157L35 158V155L31 156V155H32V154H31V155H30L31 157H28ZM46 155H48V154H46ZM79 155L81 156V154H79ZM95 155H96V154H95ZM205 155H204V158H205ZM226 155H228V154H225V156H226ZM261 155H262V154H261ZM36 156L38 157L39 154H37ZM50 156H48V158H49ZM68 156H69V155H66L65 157H64V156H63V157H64V158H67ZM82 156H83V155H82ZM98 156H99V155H98ZM101 156H102V155H101ZM103 156H104V155H103ZM122 156H123V155H122ZM124 156H126V153H125ZM12 157H13V156H12ZM40 157H42V160H43V159H46V158H45L46 156L44 157V155H43V156H40ZM43 157H44V158H43ZM52 157H53V156H52ZM52 157H51V159H52ZM104 157H105V156H104ZM226 157H227V156H226ZM263 157H264V155H262V159H263V161H264V158H263ZM0 158H1V157H0ZM64 158L61 159V157H60V159L62 160L63 163L65 162V161H64ZM73 158H74V156H73ZM79 158H80V157L78 156L77 161H80ZM86 158H87V157H86ZM88 158H89V156H88ZM88 158H87V159H88ZM99 158H100V156H99ZM111 158H110V159H111ZM128 158H129V156H128ZM9 159H10V158H9ZM9 159H8V161H9ZM22 159H24V156H23V158H21V160H22ZM40 159H41V158H40ZM40 159H39V160H40ZM55 159H56V157H55ZM55 159H54V160H55ZM67 159H68V158H67ZM81 159H82V158H81ZM96 159H97V158H95V156L92 155L90 161L93 160V162H94ZM18 160H19L18 162H20V159H18ZM34 160H35V159H34ZM39 160H38V161H39ZM54 160H53V161H54ZM65 160H66V159H65ZM70 160H71V159H70ZM70 160H68V161L66 160V162L69 163ZM75 160H76V159H75ZM82 160H84V156H83V159H82ZM82 160H81V163H82ZM111 160H112V159H111ZM111 160H110V161H111ZM125 160H126V159H125ZM1 161H2V159H1ZM16 161H17V160H16ZM25 161H28V160H25ZM30 161H31V160H30ZM35 161H37V160H35ZM38 161H37V162H38ZM55 161H56V160H55ZM55 161H54V162H55ZM57 161H58V159H57ZM77 161H76V163L78 164ZM90 161H89V162H90ZM263 161H262V162H263ZM18 162H16V163H18ZM23 162H24V160L21 161V164H23ZM37 162H36L35 164H37ZM45 162L47 163V160H45ZM45 162L43 161V162L40 163V161H39V164H40V165H41L42 163L45 164ZM48 162H49V160H48ZM60 162H61V161H60ZM62 162H61L60 164H62ZM66 162H65V164H67ZM72 162H73V161H71L70 163H72ZM84 162L86 163V159H85ZM99 162H100V159H99ZM102 162H103V161H102ZM106 162H107V161H106ZM125 162H126V161H125ZM5 163H6V162H5ZM8 163H9V162H8ZM16 163L14 162V164H16ZM30 163H31V162H30ZM50 163H51V162H49V163L47 164L46 169H47V168L50 169V168H52V167L55 168L54 165H55L56 163H55V164L53 163L54 165H49ZM79 163H80V162H79ZM81 163H80V164H81ZM91 163H92V162H91ZM109 163H110V162H109ZM263 163H264V162H263ZM6 164H7V163H6ZM27 164H28V163H27ZM39 164H37V167L39 166ZM72 164H73V163H72ZM72 164H71V165H72ZM80 164H79L78 167H80ZM110 164H111V163H110ZM112 164H114V163H112ZM12 165H13V164H12ZM29 165H32V164H29ZM48 165H49V166H52V167L49 168ZM58 165H59V164H58ZM100 165H101V164H100ZM106 165H107V164H106ZM9 166H10V165H9ZM13 166H15V165H13ZM17 166H19V165H17ZM33 166H34V165H33ZM35 166H36V165H35ZM60 166H61V165H60ZM63 166H64V164H63ZM66 166H67V165H66ZM68 166H70V165H68ZM72 166H73V165H72ZM87 166L90 167L89 164H88ZM91 166H92V165H91ZM101 166H102V165H101ZM2 167H6V166L3 165ZM58 167H59V166H58ZM70 167H71V166H70ZM88 167H87V168H88ZM124 167L126 168V165H124ZM205 167H206V165H205ZM237 167H238V166H237ZM7 168H8V167H7ZM12 168H13V167H12ZM12 168H11V169H12ZM20 168H21V167H20ZM20 168H19V169H20ZM23 168H28V167H25V165H23L21 169L23 170ZM35 168H36V167H35ZM41 168H42V167H41ZM44 168H45V167H44ZM44 168H42V170H43ZM53 168H52V169H53ZM63 168L65 169V171H67L65 167H63ZM68 168H69V167H68ZM68 168H67V169H68ZM120 168L122 169L123 167L120 166ZM120 168H119V169H120ZM198 168H199V167H198ZM239 168H240V167H239ZM239 168H238V169H239ZM5 169H6V168H5ZM21 169H20V170H21ZM46 169H45V172H46ZM48 169H47V170H48ZM52 169H51V170H52ZM56 169L58 170L57 167H56L54 170H56ZM60 169H61V170H59L60 172L57 171L58 173H62V171L64 172V169H62V168H60ZM70 169H71V168H70ZM70 169H69V170H70ZM78 169H79V168H78ZM100 169H101V168H100ZM100 169H99V170H100ZM105 169H106V167H105ZM113 169H114V168H113ZM119 169H118V170H119ZM123 169H124V168H123ZM2 170H4V169H2ZM12 170H13V169H12ZM25 170H27V169H25ZM31 170H32V174H33V175L31 176V177H32L31 179H34V180H31L30 178H29L28 180L33 181V183H34L35 185L32 184V185H33L32 187L35 186V187H34L35 192L38 191L39 194L41 195V199H42V200H41V201H42V205H41L42 209H40L41 211L39 210V213H40V214H39L38 219H37V220H39V222L36 223V227H37V225L42 224V227H41V226L39 227V228H41V229H38V231L40 230L39 233L37 232V235L33 236V235H32V234H33V230H32V229L35 228V225H33V224H32L33 226L29 225V226H31L30 229H29V227L27 228V226L25 227V225L28 223V222L26 223V220H28V219L25 220V219L23 218L22 215H21V216H22V218H21V217H18L19 215L16 216V215H14L13 213H12L13 215L10 214L11 207H10V209L7 208L8 212H6V213L4 212L5 214L3 213L4 215H2V217H0V228H1V227H5V228H9L10 230H11V229H15V230L17 229V231L20 230V232H22V231L25 232L26 235L29 237V242H28V237H26V238H27V244L30 243L29 245H31V249H29V250L27 251V255H29V253H30V255L28 256V259H27V257L25 258L26 261L29 260V262H30L29 264H47V263H45V262L47 261L48 258H46V257H47V254H44V253H45L44 251H46V246H47V244H49V243L52 242V241L54 242V240L50 239V230H51V228H52V229L54 228V225H56L55 223H52V222H55V221H54V216L57 215V214H56L57 212H60V210L57 211V209H56L58 205H57V203L55 202V200H56L55 196H56V193H59L58 191L61 192L62 190H65V191H62L61 193H63V192L65 193V192H66L67 189H62L63 186H64V188H66V187H65V185H64V182H61V181H62V180L65 181V180L67 179L66 181L69 183V180H70L69 178H70V177L68 178V175H67V178L64 176L66 179H62V178H64V177H63V176H60V174H58V175H59V178H58V177H57V178L60 179V181H58V184H59V183H61V184L56 185V183L52 182V181H55V180H54V177H53L54 174L51 175L52 173H54V172H56V171L52 170V173L47 172V174H48V173L50 174L48 177L46 176L47 179L50 181L49 185L47 186V184H48L47 181H48V180H47L46 178H45V179H44V178H40V173H39V171H41V170H39V171H37V170H35V169H31ZM31 170L29 169L30 174L27 173L29 176L31 175ZM88 170L90 171V168H88ZM92 170H93V169H92ZM129 170H130V169H129ZM209 170H210V169H208V171H209ZM6 171H7V169H6ZM89 171H88V172H89ZM95 171L99 174V171H97V170H95ZM104 171H105V170H104ZM112 171H113V170H112ZM212 171H213V170H212ZM215 171H216V170H215ZM4 172H5V171H4ZM10 172H11V171H10ZM13 172H14V171H13ZM20 172H21V171H20ZM22 172H23V171H22ZM22 172H21V173H22ZM27 172H28V171H27ZM45 172H44V173L42 172L43 175L45 174ZM69 172H70V171H69ZM90 172H91V171H90ZM105 172H106V171H105ZM115 172H116V173H115ZM115 172H114V173L118 175V173H117L118 171H115ZM123 172H124V170H123ZM125 172H127V173L133 172V169L131 168V171H130V172H128V170L126 171V169H125ZM220 172H221V171H220ZM220 172H218V173L215 172L216 175H215V176L213 175L214 179H213V178H212V179H213V181H214V180H215V181L212 183V185H213V184H214V185L211 187V192L207 195L208 203H207V204L205 203V204H206V211H207V210H210V211L212 212L211 214L207 213V215H208V214L210 215V220H209V222H212V225H211V223L208 224V226H207V225H204V228L201 229V239L203 240V243H204V244H206V243H210V244H211V247H210V248H211V251H208V252L211 254V257H212V258H211L209 255H208L209 257H208V256H207V257H208V259H209L208 261H212V264H224V260H225L226 264H237V263H238V264H245L246 261H244V259L241 260V259H242L241 257H240L239 259H237L236 256H234V259H233V257H232L233 255H238V253H240V252H239V249H240L239 245L241 246V243H242V241H240V240H241V239H240V237H241L240 232H241L242 230H246V231L250 232V234H252L253 236H255V235H257V234H259V235L264 234V230H262V229H264V222L261 221V223L259 222V224H258V222H253L252 224H249L248 226H245V228H244V227H238L237 225H238L242 220H246L247 217H250V215L254 212V211H251L252 208L248 205L249 202H248V203L245 202V199H246L248 196L253 195V194H255V193H257V192L259 191V198H261V199L263 198V199H264V175H262L261 173H259V184H257V181H254V179H252V178H251V179H250V178H248V179H247V178H244V179H242V183H241V184L237 185V183L234 182V183H233V187H230V185H229L226 181L223 182V183H224L223 185H221L222 183H221V181H220V180H222V179H221L222 177H225V175L227 174L228 170H226L225 172H221V173H220ZM234 172H235V171H234ZM0 173H1V172H0ZM15 173H16V172H15ZM15 173H14V175H16ZM18 173H19V172H18ZM70 173H71V172H70ZM70 173H68V174H70ZM76 173H78V172H76ZM91 173H93V171H92ZM91 173H90V174H91ZM97 173H96V174H97ZM106 173H107V172H106ZM114 173H113V174H114ZM232 173H233V172H232ZM236 173H237V172H236ZM244 173H245V172H244ZM1 174H2V173H1ZM11 174H12V173H11ZM11 174H9V175H11ZM19 174H20V173H19ZM19 174H18V175H19ZM27 174H26V175L24 174L25 178H27V176H28ZM47 174H45V175H47ZM62 174H65V172L62 173ZM62 174H61V175H62ZM96 174L93 173L92 175H95V176H96ZM107 174H110V172L107 173ZM115 174H114V177H115ZM130 174H131V173H130ZM213 174H214V173H213ZM252 174H253V173H252ZM263 174H264V173H263ZM3 175H4V173H3ZM7 175H8V174H7ZM9 175H8V176H9ZM12 175H13V174H12ZM14 175H13V176H14ZM41 175H42V174H41ZM73 175H76V174H73ZM73 175H72L71 178H73ZM99 175H100V174H99ZM119 175H120V173H119ZM122 175H123V173H122ZM246 175H247V174H246ZM16 176H17V175H16ZM21 176H23V175H21ZM21 176H19L20 178L17 179L18 182H19V180H21V179L24 178V176H23V177H21ZM56 176H57V175H56ZM69 176H70V175H69ZM90 176H91V175H90ZM90 176H89V177H90ZM106 176H107V175H106ZM111 176H112V175H111ZM233 176H234V175H233ZM238 176H239V177H242V176H243V172H241V173H239V174L237 173V174L235 175V177H238ZM244 176H245V175H244ZM3 177H4V176H3ZM44 177H45V176H44ZM91 177H92V176H91ZM96 177H97V176H96ZM96 177H95V178H96ZM109 177H110V176H109ZM118 177H119V178H118ZM118 177H115V180L119 181V179H122V180H123V179L125 178V177L121 178V175L118 176ZM227 177H228V176H227ZM4 178H5V177H4ZM13 178H18V177H15V176H14ZM25 178H24V179H25ZM75 178H76V177H75ZM128 178H129V177H128ZM205 178H206V177H203V178H202V182L199 184V186H198V188H197V190H196V200H198V201H199V200L201 201V198H202V197L200 198V193L204 190V189H203V186H205V185H203V184H204L203 182H204ZM254 178H255V177H254ZM1 179H2V177H1ZM1 179H0V181H1ZM55 179H56V178H55ZM61 179H62V180H61ZM68 179H69V180H68ZM86 179H87V178H86ZM90 179H91V178H90ZM106 179H107V178H106ZM196 179H197V178H196ZM237 179H238V178H237ZM5 180H6V179H5ZM9 180H10V178H9ZM82 180H83V178H82ZM91 180H92V179H91ZM94 180H95V179H94ZM11 181H13V180L11 179L10 182H11ZM15 181H16V180H15ZM15 181H13V182H11V183H14ZM72 181H73V180H72ZM111 181H112V179H111ZM227 181H228V180H227ZM2 182H3V180H2ZM22 182H23V181H22ZM56 182H57V181H56ZM94 182H95V181H94ZM103 182H104V181H103ZM107 182H108V181H107ZM109 182H110V181H109ZM122 182H123V181H122ZM193 182H194V181H193ZM228 182H229V181H228ZM16 183H17V181L15 182V184H16ZM19 183H20V182H19ZM19 183H18V184H19ZM27 183H28V182H27ZM27 183H26V185H27ZM62 183H63V184H62ZM73 183H74V182H73ZM87 183H88V181H87ZM90 183H92V182L89 181V184H90ZM110 183H111V182H110ZM207 183H208V182H207ZM220 183H221V184H220ZM4 184H5V182H4ZM6 184H7V183H6ZM70 184H71V183H70ZM117 184H118V183H117ZM125 184H127V183H125ZM128 184H129V182H128ZM190 184H191V183H190ZM190 184H188L187 187H189ZM7 185H8V184H7ZM19 185H21V183H20ZM22 185H23V183H22ZM66 185H67V184H66ZM103 185H104V184H103ZM114 185H115V184H114ZM191 185H192V184H191ZM193 185H194V183H193ZM210 185H211V184H210ZM17 186H18V185H16L15 188H18ZM73 186H76V185H73ZM106 186H107V185H106ZM126 186H127V185H126ZM0 187H1V185H0ZM2 187H3V186H2ZM4 187H5V186H4ZM7 187H8V186H7ZM10 187H11V186H10ZM27 187H28V185H27L26 187H24V188H25L24 190H25L26 192H27V189H26ZM104 187H105V185H104ZM111 187H112V186H111ZM111 187H110V188H111ZM113 187H114V186H113ZM117 187H118V186H117ZM236 187H237V188H236ZM246 187H247V189H245ZM5 188H6V187H5ZM12 188H13V187H12ZM15 188H14V189H15ZM106 188H107V187H106ZM114 188H115V187H114ZM193 188H194V187H193ZM208 188H209V187H208ZM0 189H1V188H0ZM19 189H20V188H19ZM61 189H62V190H61ZM104 189H105V188H104ZM107 189H108V188H107ZM121 189H122V188H121ZM185 189H186V188H185ZM191 189H192V187L190 186V190H191ZM236 189L241 190L240 192H243V193H242V194L240 193V195L237 196L239 199L236 200L235 203L232 204L230 207H228V205H229L230 203H232V202L235 200V197H236L235 194H237V192L235 191ZM3 190H4V189H3ZM24 190L22 189L21 192H22V191L25 192ZM34 190H32V191L34 192ZM75 190H76V189H75ZM128 190H131V189L129 188ZM188 190H189V189H188ZM4 191H5V190H4ZM16 191H17V190H15V192H16ZM18 191H19V190H18ZM104 191H105V190H104ZM104 191H103V192H104ZM110 191H111V190H110ZM122 191H123V190L118 191V192H119L118 195H120V193L123 195V193H124L125 191H124V192H122ZM33 192H32V193H33ZM38 192H36V193H38ZM48 192H50L49 194H52V195H50L51 198L49 197V198H50V203L48 202L49 204H51V207L49 206L48 208H50L49 210H51L52 206L54 205L53 207L55 208V212H56V213H55L53 210H51V212H53L54 214L51 213V212H50V213H51V214H50V213L47 211V209H46L47 207H45V206H46V205H45L46 203L43 202V201H45V200L48 201V200H47V193H48ZM70 192H71V191H70ZM76 192H77V191H76ZM103 192H102V193H103ZM118 192L115 191V192H113V193H116V194H117ZM206 192H207V189H206ZM1 193H2V191H1ZM6 193H7V192H6ZM12 193H13V192H11L10 194H12ZM61 193H60V194H61ZM64 193H63V195H62V194H61V195L58 194L59 197H60V196L62 197V200H59V201L57 200L58 203H60V201H61V203H63V202H62L63 199H64L63 197H64V196H67V192H66L65 194H64ZM102 193H101V194H102ZM104 193H105V192H104ZM104 193H103V194H104ZM108 193H109V192H108ZM228 193H229L231 196H229V197H227L225 200H223L222 197H223L224 195L228 194ZM3 194H4V193H3ZM3 194H2V195H3ZM14 194H15V195H14ZM14 194H13L14 196H18L19 193H14ZM16 194H17V195H16ZM22 194H23V193H22ZM25 194H26V193H24V195H25ZM75 194H76V193H75ZM77 194H78V193H77ZM116 194H115V195H116ZM124 194H125V193H124ZM131 194H132V193H131ZM185 194H186V193H185ZM72 195H73V194H72ZM72 195H70V196H72ZM90 195H91V193H90ZM94 195H97V194H94ZM106 195H108V194H106ZM110 195H111V193H109V197H110ZM112 195H113V194H112ZM8 196H9V195H8ZM22 196H23V195H22ZM22 196H21V198H22ZM58 196H57V198H59ZM78 196H79V195H78ZM97 196H98V195H97ZM104 196H105V195H104ZM127 196H128V195H127ZM133 196H134V194H133ZM9 197H10V196H9ZM23 197L25 198V196H23ZM37 197L40 198V196H38V194L36 195V199L39 200V198H37ZM72 197H73V196H72ZM80 197H81V196H80ZM205 197H206V196H205ZM10 198H11V197H10ZM12 198H13V197H12ZM16 198L18 199V198H20V196H19V197H16ZM24 198H23V199H24ZM65 198H66V197H65ZM68 198H69V197H68ZM103 198H104V197H103ZM114 198H115V197H114ZM183 198H184V196H183ZM8 199H9V198H8ZM25 199H26V198H25ZM78 199H79V198H78ZM254 199H255V198H254ZM18 200H19V199H18ZM18 200H17V201H18ZM67 200H68V199H67ZM89 200H90V199H89ZM122 200H123V199H122ZM127 200H128V199H127ZM133 200L135 201V199H133ZM247 200H248V199H246V201H247ZM6 201H7V200H6ZM17 201H16V202H17ZM22 201L24 202V200H22ZM68 201H70V200H68ZM86 201H87V200H86ZM92 201H93V200H92ZM103 201H104V200H103ZM115 201H116V202H113V204H114L115 207H117L118 205H120V203L117 204V203H118L117 200H115ZM118 201H120V200L118 199ZM202 201L204 202V200H202ZM251 201H252V200H251ZM251 201H250V202H251ZM258 201H259V202H258ZM258 201L256 202V203H258V205H263V203H262L260 200H258ZM11 202H12V201H11ZM18 202H19V201H18ZM38 202L40 203V201H38ZM72 202H73V201H72ZM104 202H105V206H103V208L105 209V211L103 212L102 210H99V212L101 213V211H102L103 214L101 215V217L98 216V218H99V217L102 218V219L104 220V222H102V224H103L104 226H108V227H109L110 225H113V224H111L112 222H114V224H115V221H116L117 218H118V220H121L123 214H120L121 216H120V217H117L116 219H114V220H115V221H114L113 218H114V216L116 217V215L118 214V212H116L117 214L115 215V211H114V209H112V210L110 211V208H113L114 206L112 207V204L110 203L109 200H105ZM9 203H10V202H9ZM9 203H7V204L9 205ZM13 203H14V202H13ZM54 203H55V204H54ZM68 203H69V202H68ZM101 203H103V202L101 201ZM101 203H100V204H101ZM115 203H116L117 205H116ZM10 204H11V203H10ZM40 204H41V203H40ZM70 204H73V203H70ZM74 204H75V202H74ZM133 204H134V203H133ZM136 204H137V203H136ZM8 205H7V206H8ZM16 205H17V204H15V206H16ZM55 205H56V206H55ZM127 205H128V204H127ZM127 205H126V206H127ZM254 205H255V204H254ZM254 205H253V206H254ZM9 206H10V205H9ZM38 206H40V205H38ZM99 206H100V205H99ZM131 206H132V205H131ZM198 206H199V205H198ZM5 207H6V206H5ZM5 207L3 208V210L5 209ZM16 207H17V206H16ZM115 207H114V208H115ZM118 207H119V206H118ZM127 207H129V206H127ZM133 207H134V206H133ZM14 208H15V207H14ZM17 208H18V207H17ZM59 208H61V207L58 206V209H59ZM121 208H122V207H121ZM125 208H126V207H125ZM138 208H139V207H138ZM253 208H255V207H253ZM262 208H263V207H262ZM262 208H260V209H262ZM0 209H1V208H0ZM52 209H53V208H52ZM64 209H65V208H64ZM75 209H76V208H75ZM75 209H74V210H75ZM94 209H95V208H94ZM96 209H101V207L98 208V206H97ZM115 209H116V208H115ZM223 209H225L226 211H225V210L222 211ZM250 209H251V210H250ZM1 210H2V209H1ZM36 210H37V209H36ZM121 210H122V209H121ZM125 210H127V209H125ZM139 210H140V209H139ZM253 210H254V209H253ZM257 210L259 211V209H257ZM257 210H255V211L257 212ZM14 211H15V210H14ZM77 211H78V210H77ZM96 211L98 212V210H96ZM109 211H110V212L114 211V213L112 212V213L114 214L113 218H111V215H110L111 213H110ZM118 211H119V213H120V212H123V210L120 211V208H118ZM137 211H138V210L136 209V210H135V213H137ZM153 211H154V210H152V213H154ZM206 211H205V212H206ZM0 212H3V211H0ZM11 212H12V211H11ZM37 212H38V211H37ZM128 212H129V211H127L126 214H128ZM250 212H252V213H250ZM16 213H17V212H16ZM16 213H15V214H16ZM47 213H48L49 215H51V217L53 216V221H50V222L47 221V220H48L47 217L49 216V215H47ZM135 213H134V214H135ZM145 213H146V212H145ZM145 213H144V214H145ZM203 213H204V210H203ZM55 214H56V215H55ZM77 214H78V213H77ZM124 214H125V212H124ZM126 214H125V215H126ZM204 214H205V213H204ZM254 214H255V212H254ZM46 215H47V216H46ZM58 215H59V213H58ZM58 215H57V216H58ZM130 215H131V214H130ZM130 215H129V216H130ZM132 215H133V214H132ZM135 215H136V214H135ZM146 215H147V214H146ZM0 216H1V215H0ZM117 216H119V214H118ZM123 216H124V215H123ZM140 216H141V215L138 216L139 219H142V217H143L144 215L141 216V218H140ZM150 216H151V214H150ZM182 216H183V215H182ZM205 216H206V215H205ZM252 216H253V215H251V217H252ZM130 217H131V216H130ZM138 217H137V218H133V217H132V219L130 218L131 221L128 220V223H127V219H128V218H126L125 226H124V223H122V221L124 222V220H122V221L119 222L120 225H121V227H123V226L125 227L126 238H127V236H130V237H131V236H132V235H130L131 233H136V232L140 229V226H139L138 224H139V222H140L141 220H139ZM98 218H97V219H98ZM100 218H99V219H100ZM123 218H125V216H124ZM145 218H146L147 222H149L148 219H147L148 216H147V217H144V219H143L142 221H144ZM233 218H234V219H233ZM57 219H58V217H57ZM77 219H78V218H77ZM134 219L139 220V222H138V221L133 222ZM181 219H183V218H181ZM232 219H233V220H232ZM37 220H36V221H37ZM49 220H50V219H49ZM51 220H52V219H51ZM74 220H75V219H74ZM146 220H145V221H146ZM149 220H152V219L149 218ZM178 220H179V219H178ZM28 221H29V220H28ZM46 221H47L48 223H47ZM129 221H130V222H129ZM206 221H207V220H206ZM71 222H72V221H71ZM98 222H99V221H98ZM147 222H145V223L147 224ZM202 222L205 223L204 220H203ZM202 222H201V223H202ZM39 223H40V224H39ZM50 223H51V224H50ZM87 223H88V222H87ZM99 223H101V221H100ZM99 223H98V225H99ZM119 223H118V224H119ZM121 223H122V224H121ZM129 223H130V224H129ZM137 223H138V224H137ZM143 223H144V222H142V224H143ZM145 223H144V224H145ZM176 223H177V222H176ZM207 223H208V222H207ZM242 223H243V222H242ZM49 224H50L51 226H50ZM52 224H54V225H52ZM59 224H60V223H59ZM71 224H72V223H71ZM102 224H100V226H101ZM146 224H145V227L147 226ZM179 224H180V223H179ZM189 224H191V223H189ZM72 225H73V224H72ZM96 225H97V224H96ZM96 225H94V226H96ZM122 225H123V226H122ZM137 225H138V226H137ZM187 225H188V224H187ZM187 225H186V226H187ZM199 225H200V224H199ZM210 225H211V226H210ZM52 226H53V227H52ZM56 226H57V225H56ZM56 226H55V227H56ZM115 226H116V225H115ZM135 226H136L137 228L139 227L137 231H136V229H135ZM143 226H144V225H143ZM143 226L141 225L142 228H141V230H139L140 233H139V231L137 232V233H138V236H140V239H139V237H138L137 234H136L135 238H137V241H133V240H131L133 243H134V242H137L138 245H139V243H141V242H138V241L142 240V242H143V240L145 239L144 236H143L144 239L141 238L142 235H143V233H144L145 230H146V229H145V230L143 229V228H145V227H143ZM184 226H185V225H184ZM32 227H33V228H32ZM58 227H59V226H58ZM112 227H113V226H111L110 228H112ZM119 227H120V226H119ZM187 227L189 228V226H187ZM192 227H193V226H192ZM192 227H191V228H192ZM98 228H99V227H98ZM101 228L104 230L106 227L103 228V227L101 226ZM101 228H100L99 230H101ZM115 228L119 229L118 227H115ZM199 228H200V227H199ZM92 229H93V228H92ZM112 229H113V228H112ZM133 229H135L134 232H132ZM142 229L144 230V232H143ZM1 230H2V229H1ZM21 230H22V231H21ZM31 230H32V232H31ZM54 230H55V228H54ZM54 230H52V231L55 232ZM56 230H57V227H56ZM105 230H106V229H105ZM119 230H120V229H119ZM123 230H124V228H123ZM123 230H122V231H123ZM181 230H182L183 232L186 231L185 229H184L185 231H184L183 229H181ZM197 230H198V229L195 230V233L192 232V233H194V235H193L192 238H191V243L188 244V248H187L186 246H183V247H182V245H181V244H183L184 241L188 240V239L185 238V239H183V241H182V240H181V237H179L183 232L180 231L181 234H179V236L177 235V236L180 238V241H181V244H180V241H179L178 244L181 245L180 247H182V248H184V247L187 248V249H185V250H186V251H185L186 253H187L189 250H191V249L195 251V250H196V247H198L197 245H198V242H200V241H197L198 236H197V238H196V231H197ZM206 230H207V231H208V230H209V231H214V233L216 232V234L218 233L219 235H221V234H225L226 237H227V240H228V241L230 240L229 242H230L231 245L228 243V244H227L228 247H226L227 245L224 244V242L222 241L223 244H224V246L226 245V246H225L226 248H225L224 246H222L223 244L220 243L221 241H219V240H222V238H220V237L217 236V237L219 238L218 240H217V239H213L212 237H210V235H206V233H205ZM3 231H4V230H3ZM97 231H98V230H97ZM141 231H142V232H141ZM173 231H175V230H173ZM176 231H177V230H176ZM176 231H175V232H176ZM193 231H194V230H193ZM199 231H200V229H199ZM6 232H7V234H9V231H8V230H7ZM14 232H15V231H14ZM18 232H19V231H18ZM56 232H57V231H56ZM56 232H55V233H56ZM99 232L102 233L101 231H98V233H99ZM180 232H179V233H180ZM188 232H189V230H188ZM188 232H187V234H188ZM31 233H32V234H31ZM103 233H105V232H103ZM121 233H122V232H121ZM141 233H142V235H139V234H141ZM208 233H210V232H208ZM208 233H207V234H208ZM5 234H6V233H5ZM10 234H11V233H10ZM17 234H18V233H17ZM30 234H31V235H30ZM53 234H54V233H53ZM110 234H112V233H110ZM117 234H118V233H117ZM125 234H124V235H125ZM176 234H177V233H176ZM199 234H200V232H199ZM11 235H12V234H11ZM105 235H106V234H105ZM112 235H114V234H112ZM115 235H116V234H115ZM115 235H114V236H115ZM120 235H121V234H120ZM134 235H135V234H133V237H134ZM183 235H184V233H183ZM183 235H181V236H183ZM190 235H191V234H190ZM190 235H189V236H190ZM24 236H25V235H24ZM24 236H22V237L24 238ZM109 236H110V235H109ZM114 236H111V237H112V238H115ZM173 236H174V235H173ZM185 236H186V232H185ZM185 236H184V237H185ZM250 236H251V235H250ZM0 237H1V234H0ZM6 237H7V236H6ZM6 237H5V238H6ZM11 237H12V236H11ZM99 237H100V236H99ZM99 237H98V239H100ZM104 237H105V236H104ZM104 237H103V241H102V240H101L102 242L100 241L101 246H99L100 244H99V245L97 244V246H99V249H97V251H96V249L94 248V249H95L94 251L97 252L96 255H97V259H98V261L101 260V259L103 258V259H102L103 262H104V258H106V257L109 255L110 251H111V253H110V255L108 256V258H111V256H113L114 252H113V254H112V251H113L114 249H115V250L118 249V248H116V247L113 248V247L108 246V245L106 246L107 243L104 244V245L102 246V243L106 240V239H104ZM111 237H110V239H111ZM175 237H176V236H175ZM3 238H4V237H3ZM20 238H21V236H20ZM26 238H25V239H26ZM101 238H102V236H101ZM105 238H106V237H105ZM176 238H177V237H176ZM179 238H177V239L179 240ZM187 238H188V237H187ZM189 238H190V237H189ZM254 238H255V237H254ZM6 239H7V238H6ZM55 239H57V238H55ZM117 239H118V240H122V241L124 240V239L122 238V236L120 237L119 235H117ZM129 239H130V238H128V240H129ZM7 240H9V238H8ZM10 240H11V238H10ZM51 240H52V241H51ZM59 240H60V239H59ZM108 240H109V239H108ZM135 240H136V239H135ZM173 240H174V238H173ZM178 240H177V242H178ZM189 240H190V239H189ZM95 241H96V239H95ZM110 241H113V240H110ZM131 241H127V242H128V245L131 244V245H133V246H131V245H130V246H131V247H134V244H135V243H134V244L129 243V242H131ZM244 241H245V240H244ZM13 242H14V241H13ZM53 242H52V243H53ZM91 242H92V241H91ZM108 242H109V241H108ZM124 242H125V241H124ZM174 242H175V241H174ZM174 242H173V243H174ZM52 243H51V244H52ZM58 243H60V241H59V242L57 241V244H58ZM96 243H97V242H96ZM137 243H136V244H137ZM184 243H185V242H184ZM186 243H187V241H186ZM200 243H201V242H200ZM226 243H227V242H226ZM246 243L248 244L249 242H246ZM256 243H257V242H256ZM256 243H255V244H256ZM63 244H64V243H63ZM94 244H95V243H94ZM126 244H127V243H126ZM136 244H135V247L137 246ZM141 244H142V243H141ZM141 244H140V245H141ZM210 244H208V245H210ZM242 244H243V243H242ZM250 244H251V243H250ZM29 245H27V246L29 247ZM55 245H56V244L53 243V244L51 245L52 248H53ZM61 245H62V244H61ZM64 245H67V244H64ZM109 245H110V244H109ZM128 245H127V247H126V246H125V247H126V248H129ZM170 245H171V244H170ZM179 245H178V246H179ZM183 245H184V244H183ZM185 245H186V244H185ZM201 245H203V244L201 243ZM206 245H207V244H206ZM248 245H249V244H248ZM248 245H247V246H248ZM251 245H252V244H251ZM51 246H50V247L47 246V248L52 249ZM56 246H59V245H56ZM56 246H55V249H56ZM95 246H96V245H95ZM95 246L93 245V247H95ZM97 246H96V247H97ZM221 246H222V247H221ZM230 246H231V250H228V248H229ZM242 246H243V247H242ZM242 246H241L242 250L240 249V251H243V248H245L244 245H242ZM252 246H253V248H255V247H254L255 245H252ZM59 247H60V246H59ZM61 247H62V246H61ZM66 247H67V246H66ZM203 247H204V246H203ZM205 247H206V246H205ZM223 247H224V248H223ZM238 247H239V248H238ZM57 248H58V247H57ZM103 248H104V249L106 248L105 251H103ZM175 248H177V247H175ZM198 248H199V247H198ZM200 248H201V247H200ZM16 249H17V248H16ZM49 249H48V250H49ZM55 249H54V250H55ZM133 249H134V248H133ZM137 249H138V248H137ZM137 249H135V250H137ZM179 249H180V248L177 249L178 252H179ZM229 249H230V248H229ZM255 249L259 250L260 253H259V258H258V259H255V257H254L255 261L253 262V264H255L256 261L258 262V260H259V264H260V262H261L262 260H264V240H263V239H262V240H261V238L259 239V242L257 243ZM30 250H31V252H30ZM56 250H57V249H56ZM58 250H59V249H58ZM129 250H130V249H129ZM131 250H132V249H131ZM174 250H175V249H173V251H174ZM182 250H183V249H182ZM198 250H199V249H198ZM201 250H202V249H201ZM207 250H208V248H207ZM209 250H210V249H209ZM173 251H172V252H173ZM175 251H176V250H175ZM175 251H174V253H175ZM199 251H200V250H199ZM245 251H246V250H245ZM28 252H29V253H28ZM96 252H95V253H96ZM115 252H116V251H115ZM170 252H171V251H170ZM181 252H182V251H181ZM185 252H184V253H185ZM190 252H191V251H190ZM46 253H48V252L46 251ZM95 253L93 252V253H91V255H92V254L95 255ZM131 253H132V252H131ZM204 253H205V252H204ZM204 253H202V254H204ZM243 253H244V252H243ZM246 253H247V252H245V254H246ZM48 254H52V253H50V251H49ZM60 254H61V253H60ZM62 254H64V253H62ZM118 254L120 255V253H118ZM126 254H127V253H126ZM128 254H129V253H128ZM169 254H170V253H169ZM177 254H178V253H177ZM179 254H180V256H181L182 253L179 252ZM192 254H193V253H192ZM192 254H191V255H192ZM205 254H206V253H205ZM0 255H1V257H2V254H1V253H0ZM56 255H57V254H56ZM56 255H55V256H56ZM94 255H93V256H94ZM115 255H116V254H115ZM115 255H114V257L117 256V255H116V256H115ZM119 255H118L117 258H120ZM171 255H172V253H171ZM173 255H174V254H173ZM173 255H172V256H173ZM184 255H187V254H184ZM223 255H225V257H224ZM48 256H49V258H50V255H48ZM98 256H99V257H98ZM126 256H127V255H126ZM135 256H136V255H135ZM180 256H178L177 258H179ZM204 256H205V255H204ZM221 256H223L224 260H223V259H222V260L220 259ZM257 256H258V255H257ZM1 257H0V261H2L1 259L4 258V257H3V258H1ZM51 257H52V256H51ZM91 257H92V256H91ZM91 257H90V258H91ZM94 257L96 258V256H94ZM174 257H175V256H174ZM174 257H173V258H174ZM184 257H185V256H184ZM207 257H205V258H207ZM242 257H243V256H242ZM245 257H246V256L244 255L243 258H245ZM53 258H54V257H53ZM55 258H56V257H55ZM55 258H54V259H55ZM90 258H89V259H90ZM135 258H136V257H135ZM195 258H196V257H195ZM250 258L252 259V257H250ZM25 259H23L22 261H24ZM51 259H52V258H51ZM111 259H113V261H114V258H111ZM170 259H171V258H170ZM182 259H183V257H182ZM198 259H199V258H198ZM200 259H201V258H200ZM211 259H212V260H211ZM235 259H236L237 261H236ZM245 259H246V258H245ZM247 259H248V260H247ZM247 259H246V260L249 261V258H247ZM251 259H250V260H251ZM3 260H5V259H3ZM44 260H45V261H44ZM91 260L93 261V260H95V259H94V258H93V259L91 258ZM133 260H134V259H133ZM135 260H137V259H135ZM188 260H189V259H188ZM201 260H202V259H201ZM203 260H204V259H203ZM203 260H202V261H203ZM205 260H206V259H205ZM233 260H235V261H233ZM238 260H239V261L241 260V262L239 263ZM51 261H53V260H51ZM51 261H49V262H50V263H53V262H51ZM87 261H88V258H87ZM102 261H101V262H102ZM110 261H111V260H110ZM110 261L105 260V263H103V262L100 263V262H97V260H96V261H93V262H94V263L96 262L97 264H98V263H99V264H110V263H109ZM115 261H117V259H115ZM115 261H114V262H115ZM118 261H121V259L118 260ZM137 261H138V260H137ZM173 261H174V260H173ZM192 261H193V260H192ZM252 261H253V260H252ZM252 261H251V262H252ZM18 262H19V261H18ZM18 262H17V264H18ZM55 262H56V261H55ZM55 262H54V263H55ZM93 262H92V263H93ZM121 262H123V261H121ZM121 262H118V263H121ZM166 262H167V260H166ZM171 262H172V261H171ZM197 262H199V261H197ZM197 262H196V263H197ZM200 262H201V261H200ZM50 263H49V264H50ZM54 263H53V264H54ZM85 263L87 264L88 262L85 261ZM92 263H90V264H92ZM96 263H95V264H96ZM118 263H117V264H118ZM140 263H141V262H140ZM169 263H170V261H169ZM172 263H173V262H172ZM203 263H204V262H202L201 264H203ZM2 264H3V263H2ZM88 264H89V263H88ZM111 264H112V262H111ZM115 264H116V262H115ZM173 264H174V263H173ZM192 264H193V263H192ZM197 264H199V263H197ZM204 264H205V263H204ZM206 264H207V262H206ZM251 264H252V263H251Z\"/></svg>", "mask_w": 264, "mask_h": 264}, {"label": "snow or ice", "instance_id": "6c2138e0", "mask_svg": "<svg viewBox=\"0 0 264 264\" xmlns=\"http://www.w3.org/2000/svg\"><path fill=\"white\" fill-rule=\"evenodd\" d=\"M262 230H264V229H262ZM260 264H264V260H262V261L260 262Z\"/></svg>", "mask_w": 264, "mask_h": 264}]
</instances>
